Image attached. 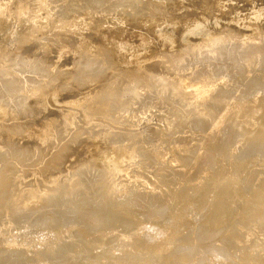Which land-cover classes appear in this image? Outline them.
I'll list each match as a JSON object with an SVG mask.
<instances>
[{"label": "rangeland", "instance_id": "374dc122", "mask_svg": "<svg viewBox=\"0 0 264 264\" xmlns=\"http://www.w3.org/2000/svg\"><path fill=\"white\" fill-rule=\"evenodd\" d=\"M7 1H8V3H7ZM30 1H34V2H30ZM5 2L7 4H9L8 5L9 7L7 6V4ZM17 2H20V3L17 4ZM35 2L36 3L38 2V3L36 4ZM0 3H1L0 5H2L0 7H4L6 5L7 7H5V8H8V9L10 8L9 10L8 9L6 10L5 8H0L3 10L5 9V12L10 11L9 12L10 14L7 13L10 16L13 13L12 11H14V10L16 11L17 9H20L23 12V10L26 9V11L23 12L24 14L21 13V11L17 10V13L20 12V13H18L20 15H17V13L15 14V11H14L13 14L17 15V16H14L12 14L13 17L7 16L4 11H3L4 13H2V11L0 12V18H2V19H0V22L3 21V26H1L2 23L0 24V37H1L0 38V40H1L0 41V47L3 50L0 48L1 49L0 51L4 52V53L0 52V85L9 83V85L13 84L14 87H16V88L18 87L17 89L22 91V99H24L23 105H25L27 108L26 114L22 110L19 111L17 105L20 103L17 99V94L7 93L6 89H3L2 91L0 90V92L2 93V94H0V112H1L0 114L2 115V113L5 112L2 116L0 115V117H1L0 118L1 119L0 120V126L3 127V128H0L1 129L0 130L1 135H3V136L0 135V223H1L0 224V254H1L0 255L1 262L0 263H2V262L4 263L5 261H7L9 264H15L16 261H17V263H20L21 259H23L25 264H51V262H52V264H62V261H63V264L64 263L65 264H79L83 260L84 261L89 260V262L93 261L94 264H96V263L104 264V262L107 260H106V258H105V261L102 259H104L103 256H104V254H106V251L110 250V248L116 250L115 247L117 246L116 252L118 254L122 253L121 255H123L124 253L125 254H127V252L129 253L128 254L129 256L126 257L124 254L122 257L125 256L124 257L125 260H127V258H128V260L130 259V262L131 261L136 262L137 260H135V259L139 258L140 259L139 261H141V263H142V260L144 258V260H146V261L144 262V260H143L142 264H147V263L150 264L149 261L152 262L151 264H157L156 262H158V260H159L158 264H160V263L161 264H168V263H165L164 260H166V258L169 259L172 252L176 251V254H179V252H180V254H182L181 251L186 252V250H188V247H186L188 244L189 245V251L191 250L189 252V254L191 253L192 258L189 255H188L189 257L185 256V258H187V260H191V261L193 260V258H195L196 260L194 259L192 262L188 261L187 264L189 262L192 264H197V263L200 264L199 263L200 260H203L204 262L206 260V263H204L203 261H200L201 263L203 262L202 264H217V263L221 264L222 262L223 263L225 262L224 264H229L230 263L229 260L232 259V257L234 258L233 259L234 261L230 260L232 262H238L237 258H236V257H238V259L240 260L239 263L243 262V264L244 263L245 264H247V263L248 264L249 263L250 264H252V263L253 264H264V249H263L264 248V240H263V244L262 243L260 244V242L262 241L261 239H264V237H263L264 231L263 230L261 231V229H259V228H264L263 223H262L263 220L261 222H259L258 224H255L256 222H253L254 225L251 222V226L253 225V227H251L247 224L248 226H245V227H247L248 229L245 227L243 228V229L247 230L246 232L243 231V229H242L243 232H241V234H243L244 232L245 233H244V236L242 235V237L240 236L241 238L239 237L241 240V243H239L240 241L236 240V239H238V237L233 239V241L230 240L231 238L229 236H227V237H229L230 239L227 238L228 239L227 240L226 237L224 239V237H223L224 233L222 231L224 230V228L227 225L229 220L227 219L226 215H223V218L225 220L221 218L222 222L220 223V225L224 224V223L226 225L219 226L218 231L217 230H216L217 232L215 231L216 234L214 233V231L213 232L212 231L206 232V235H208V237L205 235L204 236L205 238L203 239V237L201 238V236L198 235L196 230L198 229V226L206 223L205 221H208V219L210 217L208 214L209 212H207V209H202V210L200 209L201 207H205V205L201 206V204L197 203L198 201L196 202V200H195L196 198L191 199V201H193V202L190 201V204L191 203H194V204L189 205L191 207L189 208V206H188L187 210H183L181 212V215H179L178 218H175V220L171 219V220L166 221L167 217H165L162 213H161L162 215H160L159 214L160 212H158L157 213L158 215H156L155 212L153 213L154 209H150V212L145 213L149 210V209L146 210V208H145L144 209L145 210L144 211L145 217L147 218L146 215H148V218L144 221V223L142 225L140 223L139 224L136 223L137 226L135 225L136 227L133 228L132 225H134V224H131L132 222H130V221H129L130 223H128V220L126 218H125V222L122 221V220H124V218L120 219L122 222L120 220L118 221L120 215L119 216L115 215L117 213L120 214L119 212L121 210L118 207V208H116V211H113V212H117V213H113L111 211L114 215L111 214V212H109V210L104 209V211L106 210L105 211L106 216L107 215L109 216V214L111 216V217L107 216V218H108L107 220L109 221L110 220L109 218H111V221H112V222H109L108 224H110V225L112 224L111 226H113V228L116 227L115 230L112 231L113 228L112 229L110 228L111 230L107 229L106 227H109L110 225L106 226L105 224H107V223H104V225H102L103 223L99 222V220L103 221L104 218H105L104 221L105 222L107 221L105 214H103L104 211L102 210L103 208H105L107 206H105V204H103V201L101 198L102 193H100V191H101L100 185L105 182V183H107V185L105 183H104V185L108 186L110 181L113 182V180H115V181L117 179L119 180V178L121 177L120 172H124L125 169L127 172V169L130 166L134 167L135 162L133 163V161L135 159L138 160L137 157H135V156L139 155L142 152V149H144L143 151H145L149 148L154 149V148H156L154 146H156V144H158L160 142V140L162 142H160L159 144H163L164 139L165 140L167 139L166 140L167 142L165 141L166 143L164 142L163 146L157 145V147H159V149L156 148L157 151H155L156 149H154V151L157 152L156 156H158V159L160 158L159 160L157 159L156 161L159 162L160 165H161V163H163L164 168L169 167L168 164H166V163L170 162V157H168V154L165 155L163 152L160 154V151H162V149L167 147L165 145H167L168 143L169 144H176L177 143L180 146L182 145L183 149L186 148V146H187V148L191 149L192 152L194 153L193 156H196L198 154L196 156L197 157L196 160H198L196 166L197 165L199 166L200 165V159L203 155L202 153L206 152V151H203L204 148L201 147V141L206 140L205 143L208 144L211 141L213 134L215 133L214 136L216 135V131H214V130L216 129L217 133H218V131L221 128L222 129L224 128V125L226 126V128H228V127L230 128V129L228 128L229 133L231 130L233 131V132H231L232 135L235 133V130L239 129V128L241 130L245 131V135H244L245 137L244 136L239 137L240 144H238V146L236 147V149H238V150H236L235 148H232V151H238V153L235 152L236 154H239V153H241V151L246 150L243 148H247L252 140H253V142L258 143V144H261L263 142L262 141L263 136H259L258 139L257 138L251 139V137L253 135H255V133L256 134L261 133L260 130H261L262 126H264V121H260V120L254 119V118H252L251 120H249L250 118L249 119H247V118L246 119H238V117H237L238 115H233L230 113L231 107H232V105L230 104L231 103L230 99H226L224 101V103L220 102L221 106L218 107L216 111H214L211 108L214 107V105H216V103L215 102L212 103L213 100H210V99H212V97H216V95L218 93H221L223 91L226 94L228 93L229 96L231 95L230 98H234L233 96L236 97L237 95H240L241 92L243 90H245V88L247 87V86L245 87V84L248 85V83L250 84L252 81L260 80L261 77L264 75V72H263L264 68H262V67H264L263 62H262L263 65L262 64L260 65L261 60L264 61V59H261V57H262L261 55L260 56L259 55L254 56L253 61L251 62L250 66H248V70L245 71L243 68H240L241 65L236 64V67L234 68L236 62L232 59L226 58L225 57L226 55H224L225 53L223 54L224 55L223 56V55H220V53H218L216 50L211 52V53L209 51L214 50L216 47L219 48V45H218L219 43H221L222 41L225 42L226 39H229V41H230L229 44H231L232 47L234 46L236 49L237 48H239V49H245L246 48L247 50H250V51H253L255 49V50H258L259 54H264V0H161V1L160 0H49V1L48 0H0ZM19 5H21V7L23 6L24 8L21 9V7H18ZM47 5H48V7H47ZM25 6H26V8H25ZM49 12H51V13H49ZM48 14H50V15L54 14V15H51V16H53V18L50 15L48 16ZM52 19L56 20V21L58 20V21L56 23L54 22L52 24V22H53ZM4 21H5V23H4ZM59 21L61 23H59ZM62 21H63V24L65 21H66L65 24L68 22L70 24L68 23V24H66V26H63ZM59 24H61L62 26L60 27ZM9 26H11V27H9ZM33 26H35V27L33 28ZM36 26L39 27L40 31H39V29L36 28ZM40 26H41V28H40ZM191 26L196 27V29H197V30L195 29L196 32L194 30V27L191 28ZM58 27L63 28V29H61V31H60V29ZM91 27H93V28L91 29ZM198 27H199V29H198ZM35 28L39 32L36 31ZM183 28L185 30L186 29L187 30L184 32ZM97 30H99V31H97ZM94 31H96L97 34ZM199 31H200V33H199ZM33 32L38 33V36L36 34H34ZM61 33H65L66 35L65 34L62 35ZM30 34H32L33 36H31ZM163 34L165 37L163 36ZM193 34H195V35H193ZM35 35H36V37H35ZM39 35H41V36H39ZM158 35H160V36H158ZM180 35L181 36L185 35V36L181 37ZM30 37L33 38V39L31 38L34 41L33 43L31 42L32 41L31 39H30L31 41L30 40L27 41ZM38 37H40V39ZM166 37H167V39H166ZM206 37H207V39H206ZM34 38L37 39V41L34 40ZM72 38H73V40H72ZM94 38L96 40H92ZM90 40H91V42H90ZM97 40H99L100 42L98 41V43H97ZM42 41L44 42L43 45H42ZM49 41H51V42H49ZM59 41H61V42H59ZM79 41H80V43H79ZM94 41H96V44ZM25 42L27 44H25ZM53 42L55 44L54 46H56V47L52 46ZM75 42L78 43V45L75 44ZM18 43H20V44H18ZM39 43H41V44H39ZM31 44H32V46H31ZM50 44L52 46L51 48H50ZM229 44L228 43L226 45L220 44V47L225 45V47H222V48H225L227 50L232 49L231 45H229ZM59 45H61L63 47H59ZM26 46H28V47H26ZM227 46L228 47L230 46V47L228 48ZM21 47L23 48L24 52L22 51ZM24 47L26 49H24ZM36 47L38 49V52H36V50H37ZM57 47L59 50L57 49ZM69 47H70V50L69 49L67 50L66 48H69ZM33 48H34V50H33ZM52 48H53V51H52ZM63 48H64V50H63ZM78 48H80V49L77 50ZM144 48H145V50H144ZM189 49H193V51L190 52L191 50H189ZM31 50H32V52H31ZM51 51L54 53L56 52L55 53L56 55L54 53H52ZM67 51H68V53H67ZM73 51H76V52L74 53ZM199 52L202 54H205L204 55L205 59L201 56L197 57ZM71 53H72V55H71ZM74 54H75V56H74ZM179 56H181L180 59H179ZM71 57H72V60H71ZM176 58H178V59H176ZM198 58L199 59L201 58L200 59L201 61L202 60H205V61L200 62ZM194 60H197V61H194ZM69 62H71V63H69ZM178 63L180 66L178 65ZM191 63L194 65H191ZM181 64H183V65H181ZM186 64H189L190 66L186 65ZM183 66L184 67L188 66V67L183 70L182 69V68H184ZM260 66H262V67H260ZM237 67H238V69H237ZM258 67L261 69H259ZM238 70L241 71V73L244 72L242 74V76H241V74L238 73L239 74L238 76H240V77H238L236 75L237 74L236 71L238 72ZM254 70H256V71L254 72ZM258 70H260L261 72ZM33 71H34V73H32ZM233 71L235 72L234 74L231 73ZM229 72L231 73V75ZM257 72L258 73L260 72L259 73L260 75ZM262 73H263V75H262ZM244 74L246 75V77ZM252 78H254V79H252ZM103 79H104V81H103ZM242 79H248V80L252 79V81L246 80L248 82V83H246V81L243 80V82H244L243 86L245 87V88H243ZM142 81L144 83H142ZM148 82H150V83H148ZM240 82H241V84H240ZM141 83L144 84L143 86H145V85H146V87L148 86L147 87L148 89H144L145 87H143L141 85ZM155 83H159V85H161V87H164V89L167 90L172 96L169 95V93H168L169 97H167L168 95L166 94L167 96L165 97V99L161 98L157 101L155 99H153V97L151 98V96H150V98H148L149 97L148 95H145L144 97H142L143 94L148 93L146 90L156 89V87L154 85ZM239 84H240V86H242V88L239 86ZM202 85H203V87H202ZM237 85L239 86V88L237 87L239 89V91L237 88L235 90V87ZM42 86L43 87L45 86L47 88V90H45V91H47V93H40V92H42V89L40 88ZM200 88L203 89L204 92H206V93L200 94V95H202L201 97L194 99L193 98L194 96L192 97V95L194 93H196L198 91V89H200ZM31 89H34V91H38L37 94H34ZM206 89H208V90L206 91ZM240 90H242V91H240ZM234 91H236L239 94H236ZM242 93H244V91ZM134 95H137L138 97L137 96H135V97L139 98V99H136V98H134V99L137 101L139 100V101L138 102L136 101V103L134 102L135 104H134V106L132 105L133 107L130 105L132 108L130 107V110H128L127 109V107H129L128 104H131V102H132L131 99H132V97H134ZM149 95H151V94L149 93ZM188 95H190V96H188ZM164 96L165 95H163V97ZM174 96H177V98L176 97L174 98ZM181 96L183 99L185 98L183 100L185 102V105L187 102L191 103V105H194L191 108L196 110V112L199 108L204 107V106H202V105H204L202 102L205 101V103H207V104H205V106L208 105V103H209V105L207 106L208 110L210 108L211 111H213L212 113H215V116L213 117L214 118L213 124H214V122L217 124L212 125L213 126L212 127L211 123L207 122L210 125V126H208V125H206V123H204L206 121H203V120L207 119V116H208V114H210L211 111L210 112L207 111V115H206V113H205V115H204V113L203 114L200 113L201 115H199L198 113L195 112L194 116H189V117H188V115H183L182 113H179L181 110L179 108H182L184 106V105H182V102H183L182 99H180ZM255 96H257V94ZM106 97H109V98L115 97L118 100L116 103L113 104V107L111 109H108L107 112L110 115L108 113L106 114V112H103V114L104 113L105 114L101 115L102 108H101V104H99V102L102 98H106ZM172 97L174 99H177V100L174 101V99ZM258 97L259 96L253 97L254 98L253 100H252V98L249 100L250 103L252 104L251 100L254 101L256 99L253 102L254 107H252L253 109L255 108V111L260 109V108H258L260 106V104L257 103V102H259ZM143 98H145L144 101H142ZM146 98H148L149 100L153 99L151 102L152 103L151 106H150V101ZM166 98L167 99L169 98V100H167ZM140 99H141V101H140ZM170 99L172 100L173 105L177 101H179V99H180V101H182V102L179 101L181 105L177 104V103H179V102H177L176 105H174V106H176L178 108L174 107L172 105ZM192 99H194V100H192ZM197 99L199 101L196 102ZM147 100L149 103L147 102ZM191 100L194 102L192 103ZM145 101L147 102V104ZM165 101H167V103ZM255 102L257 103L258 106L256 105ZM169 103L172 105L171 107H173V109H175V112L172 110V108L170 109V107H167V106H169ZM197 104H199L198 107H197ZM200 104H202V105H200ZM224 104H226V105H224ZM188 105H190V104H188ZM188 105H186V106H188ZM195 105H196L197 109L195 108ZM249 105L250 104H248L247 107ZM44 106H45V108H44ZM168 108H169V110H168ZM176 109L177 110L179 109L178 112L176 111ZM126 110H128V113H126ZM170 110H171V112H170ZM192 112H191V114H192ZM116 113L119 114L120 117ZM172 113L173 114L175 113V115L178 114V116L176 117ZM52 114H55L56 116H53ZM66 114H67L68 119H69L68 120V126L63 124V122H62L63 118ZM180 114H182V115L180 116ZM107 115L110 116L111 118L108 117ZM231 115L233 117V121L238 120V122H236V123H238V124H236L237 128L232 123H230V121H228L229 120L228 118L231 117ZM8 116L10 117V119H12V117H13L15 120L13 119V120L9 121ZM104 116H107V118ZM183 116H185V118L188 117L190 119L191 118L194 119V121L192 120L193 121L192 123L195 122L196 117H197V119L201 118V120L196 119L195 124L192 125L190 119L187 118L188 121L190 122L188 125V122L185 121L187 119H185ZM199 116H202V117H199ZM204 116H206L205 119L203 118ZM178 117H181V120ZM193 117H195V118H193ZM61 118H62V120H60ZM109 118L111 120H107ZM114 118H115V120H113ZM165 118L166 119L168 118L169 123L173 122L174 125L176 123V126L172 127L173 124L172 123L169 124ZM4 119H6V120H4ZM16 120H17V122H16ZM158 120L159 121L165 120L164 122L165 123L167 122L168 124H164L163 121L159 122ZM177 120L181 121L180 122L181 124L178 123ZM183 120L185 122H183ZM1 121H3V123H1ZM8 121L10 124H8ZM226 121L229 122L230 124L229 123L227 124ZM255 121H256V123H255ZM33 122H35V123L38 122L35 124L36 127L34 126ZM51 122L53 124H51ZM198 122L200 125L196 124ZM147 123H149V124H147ZM155 123H156V125H155ZM184 123H185V126L187 123L186 127L183 126ZM37 124L39 126H41L40 130L37 131L38 134L36 133V130H35L36 128L39 129ZM162 124H164V125H162ZM190 124L192 125V127ZM201 124L206 125L205 127L204 126H202V127H204V129L207 127V129H205V130L202 129ZM231 124H232L233 128L231 127ZM153 125L155 126V129L153 128L154 127ZM160 125H162V126H160ZM165 125H169V126H165ZM194 125H196L195 129L193 128ZM121 126H122L123 130H121ZM158 126L160 128H158ZM163 126H164V128H162ZM189 126L191 127V130H192L191 132H193V129L196 130L199 126L200 127H199V129H197L196 133L193 132V134H192L190 132V128H187ZM4 127H5V130H4ZM148 127H150L149 130H148ZM165 127L166 128L172 127L173 129L171 128L169 130L168 128L166 129ZM174 127H175L176 131L174 130ZM152 128L154 129V131L156 129H158V131L160 130L161 131V132L159 131L160 134H162L165 130L164 135L163 134H162V136L160 134L156 135V137H159V135L161 136V138H158V139L156 138V142L160 139L159 142L156 143L154 140V141H149V142L144 144V143H142L136 139L137 133L142 134L143 132L144 133L153 132V131H150V130H152ZM211 128H213V129H211ZM226 128H224L225 129V130L223 129L224 132L222 131V133H221V134H223L222 139L224 141H227L228 136L231 135V133H230V135H229V133H227L228 131ZM43 129H44V131H43ZM177 129H180L181 132ZM6 130L8 131V135L10 136L11 139L9 138L8 135H6L4 133V132H7ZM33 130L35 131L36 136L39 135L38 136L39 138L36 137L34 133H32ZM147 130H148V132H145ZM167 130H169V131H167ZM211 130H213V131H211ZM40 131H41V135H40ZM158 131L156 130L155 133L156 134L159 133ZM186 131H188V132H186ZM205 131L206 132L210 131V132H207L208 134L205 136V133H206ZM9 132H10V134L11 133H14V134L10 135ZM174 132H176L175 136L173 134ZM189 132L192 135H190ZM211 132H212V135L210 134ZM166 133L169 134L170 137ZM224 133H226V134H224ZM29 134L34 136V137H31ZM42 134H43V136H42ZM194 134H195V136L197 135L198 137H196V138L193 137ZM249 134H253V135H249ZM5 135L8 137V139H7V137H5ZM50 135H52V136H50ZM124 135H125V137H124ZM11 136H14V137H11ZM128 136L132 137V138L134 137L135 141L131 142V140ZM185 136H186V138L187 137L188 138L186 139ZM189 136H192L193 138L189 137ZM178 137L179 138L182 137L180 139H184V140L186 139L185 142L189 146L184 142V140H180ZM200 137L202 138V140L200 139ZM205 137H206V139H205ZM33 138H36V139L38 138V140L33 139ZM41 139H43V140H41ZM119 139L120 140L122 139V141H119ZM174 139H179V140L176 141ZM192 139L194 141H192ZM207 139L209 141H207ZM248 139L249 140L251 139V141L249 142ZM8 140H10V142ZM32 140L34 142H32ZM116 140L119 141L120 143L117 142ZM259 140H260V142L261 141L262 142L261 143L258 142ZM175 141H176V143H175ZM178 141H182L183 143L180 142V144H179ZM190 141H192V143H190ZM24 142H26V145ZM28 142H31V144H29ZM247 142H249L248 145H247ZM253 142H251V143H253ZM135 143H136V145H135ZM241 143H244V144L242 145ZM129 144H131V145H129ZM183 144L186 146L184 147ZM239 145L243 146L242 150L239 148L240 147ZM29 146H30V148H29ZM31 147H32V149H31ZM200 147L202 148V150ZM80 148H82V149H80ZM160 148H162V149L160 150ZM158 150H160L159 154H158ZM204 150H206V149H204ZM180 151L183 152V150H180ZM198 151L201 154H199ZM80 152L82 155H80ZM154 153L152 155H154ZM177 153L178 152H176V154ZM235 153L233 155L236 156ZM149 154H151V152H149ZM205 154H204V156H205ZM256 155H259V154H256ZM121 156L123 157V160L125 159V161H122L120 159V158H122ZM115 157H116V159H115ZM129 157L134 158V159H132L133 161L130 162V165H127V164H129L128 163V161L130 159ZM259 157L260 158H259L258 162L254 165V167H255V170L262 172L261 175L259 174L261 176V178H258L257 180H263V178H264V156L259 155ZM110 159H111V161H110ZM167 159H168V162H167ZM160 160L163 162L160 163ZM112 161H113V163L116 162L117 166H115L113 164V167H112L111 166ZM120 161H122L123 163H121ZM131 163H133V165H131ZM174 166H175V169H178V166H180V164L174 165ZM174 166H173V168H174ZM124 167H126V168H124ZM180 168L182 170L184 169L181 166L179 167V169ZM187 168L189 169V167H187ZM132 169H134V168H132ZM181 169H180V171H182ZM110 170L112 171V175H114V176H115V174H117L119 172L118 175H116L117 177L110 175L111 174ZM255 170H253L252 172H254ZM50 171L52 174L50 173ZM106 171H107V173H106ZM116 171H117V173H116ZM140 174L138 172H132V173L129 172V175H130L129 180H131L128 182L129 185H130V182L131 183L135 182L134 185L140 184L138 186L141 187V185H142L141 181L140 182L137 181V183H136V180H143V175H142V173H140ZM44 175L45 176L49 175V176L47 178H44L45 177ZM106 175H108L109 177ZM192 175H193V173H191L189 176H192ZM100 176L103 177V179ZM110 176L114 177L115 179L112 180V177H110ZM105 177H106V179H105ZM99 178L102 180H99ZM53 180H54V182H52ZM106 180H108L109 183ZM95 183L97 185L93 186ZM121 183L123 184V182H119L118 185H121ZM88 184H89V186L91 184L93 187H95L97 189V191H96L94 188L91 193H93L94 195L96 193V195L98 197L94 196L92 194H89L91 197L89 195L88 196L91 199L89 197L87 198V196H86V197H84V199H82L83 197L80 198V203H79V199H78V201L75 200L76 203H74V201H72V203H71L69 200H71L73 197H75L76 192L83 190L85 188V186H88ZM124 184H125V182H124ZM126 184H127V182H126ZM73 186H74V188H73ZM98 186H100V187H98ZM93 187H91V188H93ZM98 189L100 190L99 192H98ZM104 189H107V187H105ZM167 189H169V187L167 188L166 186H164L161 190H159L160 193L156 189H155V192L153 191L154 193L152 192L153 194L146 193L145 196L143 197V207L144 206H150L151 202L152 201L154 202L156 200V198H158V196H160V195L162 197L164 196V198H166L167 194H168V192L166 191ZM119 190H121V188H119ZM15 191H19V195L15 198H12V193ZM30 191H31V194L29 193ZM93 191H95V193ZM32 192H34V193L32 194ZM146 192H151V191H146ZM162 192H163V194H161ZM218 193L219 192L215 193V195L218 196ZM42 196H44V197L42 198ZM93 196L96 197L97 199L94 198ZM29 197H30V199H29ZM38 197L41 199V201H39L40 199ZM85 198H87V199L85 200ZM88 199H90V201ZM94 199L96 200V202L94 201ZM194 200H195V202H194ZM66 201H68L70 203V205L67 204L68 202H66ZM81 201H82V204H81ZM83 201H84V203H83ZM85 201L87 203H85ZM93 201H94V203H93ZM60 202H62V203L60 204ZM63 202H64V204H63ZM89 202L91 204L90 206L88 205ZM22 203H23V205H22ZM50 203H51V205H50ZM96 203L98 205L97 207L95 206ZM101 203L103 204V208H101L102 207ZM43 204H47V205H43ZM55 204H57V205H55ZM62 204L63 205L66 204L65 206H67V208L65 206H63ZM72 204H76V205H73L74 206L73 207ZM85 204H87V205L85 206ZM93 204H94L95 208H94ZM41 205H43V206H41ZM54 205L56 207H54ZM68 205L70 207H68ZM82 205H84V206H82ZM48 206L49 207L53 206L52 207L53 209L49 208ZM78 206L80 208L82 206V208L80 209ZM33 207L36 209L34 210ZM43 207H44V209L46 208L45 209L46 212L50 211L51 213L47 214L45 211H43L44 210ZM61 207H65L66 210L70 209V211H67V213H65V214H70L72 217L70 215L63 214L64 212H66V210L64 208L62 209ZM71 207H73L72 209L75 210L74 212H71L72 211ZM83 207L85 208V210H89V211H85ZM89 207H90V209H89ZM37 208L39 209L38 211L41 212V214L39 212H37ZM93 208H94V210L98 209L99 211L98 210L94 211ZM21 209L24 210L25 213H27L29 211L28 213L30 214L29 215L31 217L30 219H32V221L34 220L35 222L33 221V223H30L31 220L27 219L28 213H27V216L25 215V213H22V214L20 213L17 215L18 218H20V219H21L20 215H22V218L25 221H21L22 219L21 220L18 219L17 216L15 215V212H17ZM31 209H33V211H31ZM41 209H43V210H41ZM55 210H57V212H55ZM82 210L85 211V213H83ZM117 210H119V211H117ZM151 210H152V212H151ZM239 210L242 212L247 211L246 208H242ZM77 211L79 213L81 211L82 212L81 215L82 216L84 215V217H81V215H79V214H78L79 216L77 214H75V212H77ZM91 211L92 212L94 211V212L92 213ZM42 212H45V213L42 214ZM68 212H71V213H68ZM90 212H91V215L93 217L89 214ZM95 212L97 213V215L99 214L97 217H99L101 215L102 217L100 216V218H102V219L98 220V218L95 217L96 216ZM100 212L102 214H100ZM53 213H54V215H53ZM72 213H74V215ZM142 213H143V211H142ZM152 213L155 214V215H153V217H152ZM31 214L33 217L31 216ZM33 214H35L37 216V219L40 220L39 221L40 223L38 222V220L36 218H34L35 215H33ZM44 214H47L48 216L44 215ZM49 214L51 216L53 215L54 218H53V216L51 218V216ZM85 214L88 216H86ZM238 214L241 215V212H238ZM40 215H44V216L41 217ZM56 215H57V217H56ZM60 215H64V217H62ZM140 215H142V214L140 213ZM159 215L164 217L162 219L163 221L160 219ZM13 216L16 219V221L14 220V218H13V220L11 219ZM39 216L41 217V219ZM74 216H75L76 222H75ZM76 216H78V217H76ZM116 216L118 217V219ZM154 216H155V218H157L159 223L161 221L160 224H161V226L163 225L162 227L160 226L159 223H157V220H156V222L153 221V223H152ZM145 217H144V219H145ZM42 218H45L46 220L45 219L42 220ZM49 218H51L54 221L52 222V220ZM55 218H56V220H57V218L60 219L59 222L55 221ZM64 218H66V220H67V218L69 220H71L70 218H73V220H71L72 222L67 220L68 221V224H67L66 223L67 221ZM81 218H83V219H81ZM92 218H94V219H92ZM120 218H122V216ZM158 218L160 219V221ZM17 219L20 220L21 222L18 221ZM47 219L49 220V222L47 221ZM61 219L63 221H61ZM87 219L90 220L91 222L90 221L88 222ZM95 219H96V221H94ZM114 219H117L116 222H118L117 224H116V222H114L115 226L113 225ZM144 219H142V220H144ZM164 219H166V220L164 221ZM28 220L30 222L27 223L26 221H28ZM147 220H149L148 221L149 223H151V224L157 223V225L159 224V226H157L156 224L155 225H151V224L149 225V223L146 222ZM226 220H228V221L224 222ZM42 221H44V222H42ZM45 221H47V223ZM73 221L75 224L73 223ZM86 221L88 223H85V225H84V222H86ZM92 221L95 223L93 224ZM126 221L128 224H130V228L128 227L129 225L127 226ZM41 222H42V224L44 223L45 226L41 225ZM97 222L99 223V227H100L97 229L98 231L96 230V228L98 226V224L96 226ZM140 222H141V220H140ZM163 222H165V223L163 224ZM22 223H24V224H22ZM58 223H63L64 225L60 226V228L57 231H60V229H61L60 232H62V228H64L65 230L63 229L64 232H62L61 234H60V232L58 233L56 231V233H57L56 235L61 236V237L56 236L57 239L59 238V239L63 240L65 238V236L70 233L69 234L70 236L68 235L70 238H73L75 236H77V237L79 236V240H81L79 242H82L85 245V242H86L85 240H87L89 238V240L87 242L89 244H91V242H92L94 244L93 246L96 248V250H97V247H96L97 245H98V249L102 245L103 246V247L101 246L102 251L100 249L97 251H94L95 248L92 246V244L88 245L89 246V248H88L87 242L85 245V246H87L86 247L87 251H86V248L84 247V245H82V243H79L78 238L76 237L75 238V239H77L76 241H75V239H74V241H73V239L71 241V239H69V238H67L69 240V241L68 240L67 241L72 242V243L76 242L77 244H75V243H73V244L76 246H79L80 249L78 247L74 246L75 249L77 248V250H74L73 245L71 247V243L68 244L65 242L64 244H62L64 246H62L63 247L62 249L60 248L61 250L60 249L56 250L57 253L59 251V254H57L56 252L54 253L53 251L52 252L49 251L47 253L41 252V251H46V248L48 249L50 246L52 248L53 247L55 248V247H57V244H59L61 242V240H57L55 238V232H54L55 231L54 229L57 228L56 226ZM65 223L67 225H65ZM123 223H126V225ZM145 223H147V224H145ZM208 223H209V221H208ZM4 224H5V226H4ZM26 224L29 226H27ZM31 224H32V227L30 226ZM46 224H47V226L48 225L50 226V224H51L50 229H52V228H54V229L50 230L48 228L49 226L47 227ZM80 224L84 225V227H83L84 229H82V226ZM86 224L87 225L92 224V227H94V228H92L91 225H90V227L92 229L90 227L88 228ZM100 224L102 225V227L100 226ZM40 225L44 229H42L40 227ZM77 225H80V226H77ZM121 225L123 226V228H120V227H122ZM146 225L147 226L149 225V226L147 227ZM74 226L76 227V229L74 228ZM104 226H106V227H104ZM143 226H144V228H143ZM12 227H13V231H12ZM86 227L90 230H87ZM151 227H153L154 230L157 227V230H155L156 232L154 234V237H153V229ZM158 227H160V229L163 228L162 230H165L163 232L167 233V235L170 233L171 234L167 236L164 233L162 234L161 232H157V231H160V229ZM195 227H197V229ZM6 228H7V230H6ZM104 228H106L107 230ZM124 228H126V229H124ZM127 228L131 229V231H133V229H135L136 231L134 230L133 232L134 233L136 232L135 234H137V235H134L133 232H131V234H130V232H129L130 230ZM139 228H141V230ZM145 228H148L149 232ZM220 228H222V229L220 230ZM4 229L7 232H5ZM29 229H31V230H29ZM102 229H104V230H102ZM117 229H121V230H117ZM192 229L194 230V232H192L193 231ZM27 230L29 231V233ZM72 230L74 231L73 233H76V234H73ZM76 230H78V231H76ZM92 230H95V232L93 233ZM122 230L127 231L128 233H124ZM167 230H169V231H167ZM190 230L192 232L191 235H190ZM3 231H4V233H3ZM86 231H88L89 233H86ZM90 231H92V235H91ZM118 231H119V233H118ZM121 231H122L123 235L120 233ZM140 231H142V232H140ZM206 231H208V230H206ZM219 231H221L222 234ZM1 232L3 235H1ZM30 232H32V233H30ZM79 232L81 234H79ZM113 232H115V234ZM143 232L144 233L146 232V234L144 235ZM211 232H212V235L213 234H215V235L212 236ZM7 233L8 234L10 233L11 235L9 236ZM63 233H66V235H64ZM116 233L120 234V235H117ZM132 233L134 236L132 235ZM149 233L152 236H150ZM176 233H181V235L185 234V235H187L185 237L188 238L187 239L188 241L190 240L192 242V240H193V242H196V244L199 243L201 248L203 247L202 251H204V253L200 252L201 251L200 248H199V252H198V247H200L198 245H197V251H196L194 249L196 247L195 243L192 242V244H191L190 241L188 243L187 240L186 241L184 240L183 243H180L181 245L179 244L180 245L178 247L179 249L176 250L177 249L176 246H178V244L175 247H174V245L172 246L173 238L175 239L174 236ZM6 234H7V236H6ZM84 234H86V235H84ZM94 234H95V236H94ZM124 234H126V235L124 236ZM147 234H149V235H147ZM157 234H159V235L157 236ZM20 235H22V236H20ZM87 235L88 236L90 235V236L88 237ZM110 235H112V237ZM115 235H116V237H115ZM127 235H129V237ZM160 235L163 236V237L161 236L162 240L165 239V241H162L161 238H159ZM164 235H166V236H164ZM189 235L192 237H190ZM52 236H54V237H52ZM85 236H87V238ZM92 236H94V239H92L93 238ZM118 236H120L119 237L120 240H119ZM148 236H149V238H148ZM177 236L179 237L180 234L176 235V237ZM198 236L201 239V244H200V240H198ZM7 237H9V239ZM80 237H82V239H80ZM125 237L126 238L128 237L129 242H128V239H125ZM145 237H146V239H145ZM151 237L154 238L155 240L152 239ZM206 237H207V239H206ZM220 237H222L225 240V242ZM50 238H51V240L54 238V240L55 241L57 240V241L54 242V244H53V242H51V240H49ZM101 238H105V239H103V242H102ZM22 239H23V241H22ZM96 239H99V240H96ZM123 239H125V240H123ZM138 239H139V243L141 242L140 244H142L140 246L135 244L136 241L138 243ZM166 239L168 240L169 243H166V241H167ZM54 240H52V241H54ZM112 240L113 241L115 240L116 242L121 241L122 243L117 242L118 243V245H117V243H115V241L111 242ZM143 240L147 244H145ZM151 240L152 241L154 240V241L151 242ZM203 240H204V242H203ZM4 241H5V243H4ZM24 241H25V243H24ZM41 241L44 245L41 243ZM157 241H158V243H160L162 241L163 242V243L161 242L162 245L161 244L159 245L158 243H156ZM226 241H229L230 243H232L234 241L236 243L238 242V244H240V248L243 246L242 249L243 248H247V249H243L244 252H242V250H241V253H240V250L238 248L239 245L232 243L233 246H235V248L232 247V248H234V249H230L232 254L229 253V255H228V253L226 251H225L226 253L223 251V250H225V248L227 246L226 244H228ZM9 242H11V243H9ZM50 242H51V244H50ZM125 242H126L125 245H127L128 243H130V244L132 243L131 246H133L134 248L131 247L130 244H128L129 246L127 245V247L125 246V248L121 249V247H123ZM170 242H172V243H170ZM184 242H185V244H184ZM78 243L81 244L84 249H82L81 246L78 245ZM164 243H165V246H163ZM67 244H68V247H67ZM143 244H144V247L146 245L147 246L145 248L144 247L141 248L143 246ZM157 244L160 247L157 246ZM168 244H169V246H168ZM190 244H191V246H190ZM207 244L209 246L211 245V248L208 247ZM217 244L221 245L222 247L221 246H220L221 248L216 247ZM37 245H38V248H37ZM65 245H66V251L67 252H65V248H64ZM108 245L110 246V248ZM111 245H113L114 248L111 247ZM202 245H204V246H202ZM212 245L215 248H218L220 250L222 248H224V249L221 250V253H220V250L218 252V249H216L217 250V252H216L217 254H216L215 248H214L215 251L212 250V248H213ZM251 245L254 248L257 247V249H253V247ZM261 245H263V246H261ZM44 246H45V250H43ZM69 246H70V248H69ZM118 246L121 250H123L124 253L118 248ZM135 246L137 248H139L140 251H138L137 248H135ZM148 246L152 249H150ZM152 246L156 247L157 250H158V247L160 249L162 247H164V248L166 247V249L168 247H170V248L172 247V248H171V250L169 249V251H168V249L167 250L164 249V253L162 252L163 251V248H162L161 249L162 251L160 250V253L161 252L162 253L160 254L159 251H157ZM183 246H185V247H183ZM1 247L3 248V250ZM92 247L94 248V250H92L93 249ZM104 247H106V248H104ZM128 247H130L131 249L130 248L128 249ZM173 247L176 249H173ZM205 247H208L206 249L210 250V252L212 254L209 251L207 252ZM250 247L252 248L253 251L250 252L251 255H248L249 251H251ZM183 248H184V250H183ZM67 249H70V250H67ZM141 249H142V252H144L143 250H145V249H148V250L150 249L152 251L149 250V253L152 252V254H154V255L157 254L159 256L161 255L162 257L160 256L161 258H158V260H156L154 255L152 258V256H151L152 254L149 255V253L146 251L145 252L148 253V256H146L147 254L144 255L145 252L141 253ZM172 249L174 251H172ZM192 249H194L195 251H193ZM235 249L238 250V252H239V255H236V257L233 255V254L238 253ZM71 250L72 251L74 250L73 253H71L72 252ZM88 250H89V252H88ZM130 250H135L134 251L135 253L133 251L129 252ZM154 250H155V252H153ZM165 250H166V252H165ZM230 250H229V252H230ZM232 250L233 251L235 250V252H232ZM254 250H255V252H254ZM25 251L28 253H26ZM78 251H79V253H78ZM83 251H85L86 253L88 252V254H86L87 255L86 258H85V254H83L85 252H83ZM119 251H121V253H119ZM137 251L140 252V254H142L145 257H143L141 259L140 256H142V255L138 254ZM170 251H172L171 254H168V253H170ZM245 251L247 253L246 255H248V256L245 255ZM18 252H20L22 254L24 253V255H22ZM102 252H104V254ZM112 252H115V251L113 250ZM132 252H133V254H132ZM193 252H196V253L193 254ZM16 253H18V254H16ZM60 253H61V255H60ZM64 253H66L67 255ZM100 253H102L103 256ZM130 253L132 256L133 255L136 256L137 254L139 256L137 255L138 256L137 258H135V256L133 258L130 255ZM214 253H215V255L213 256ZM242 253H244V256H245L244 259H243V257H241V255L243 256ZM55 254H57V255H55ZM74 254H76V255H74ZM78 254H79V256L81 255L82 257L81 256L78 257ZM209 254H211L212 256ZM224 254L228 255L226 257L230 256L231 258L230 257H229L230 259L224 258ZM54 255L56 256L55 258H54ZM97 255L98 256L100 255L102 257L99 256V258H100L99 259ZM115 255H117V254L115 253ZM157 255H156V257H157ZM201 255H202V257L205 255L206 258L204 257V258L200 259L199 256L201 257ZM207 255H208L209 259H207ZM15 256H17L16 257L17 259L20 257L21 258L16 260ZM22 256H24V258H22ZM59 256H61V259ZM69 256H70V258L77 256L78 258H81V260H80V262L79 261L74 262L75 259L78 260V258L76 257L74 259L71 258V260H73V261L69 262L70 261V258L68 260ZM251 256L254 258H251ZM2 257H6V258L3 259ZM87 257L89 259H87ZM94 257H96V259ZM147 257H149L150 260H147ZM239 257L242 259H240ZM9 258H12L13 261L11 259L9 260ZM46 258L49 260H47ZM57 258H59L61 261L57 260ZM82 258H83V260H82ZM90 258H93L95 261L93 259L91 260ZM97 258L99 259L98 261H96ZM14 259L16 260L15 262H14ZM151 259H153V260L155 259V260L152 261ZM219 259L221 262L219 261ZM247 259H249L250 261L249 260L246 261ZM8 260L10 262L11 261L12 262L10 263ZM64 260H65V262H64ZM207 260L210 263H208ZM251 260H252V262H251ZM196 261H197V263H196ZM7 262L4 264H8ZM89 262L87 261V263H89ZM232 262L230 264H232ZM21 263L24 264L23 261ZM84 263L86 264V262H84ZM106 263L108 264L110 262L107 261Z\"/></svg>", "mask_w": 264, "mask_h": 264}, {"label": "bare ground", "instance_id": "6f19581e", "mask_svg": "<svg viewBox=\"0 0 264 264\" xmlns=\"http://www.w3.org/2000/svg\"><path fill=\"white\" fill-rule=\"evenodd\" d=\"M49 1V0H48ZM161 1V0H160ZM15 2V1H14ZM30 2H34V1H30ZM169 2V1H168ZM2 3V2H1ZM0 3V4H1ZM6 3V2H5ZM7 3H8V1H7ZM6 3V4H7ZM18 3H20V2H17V4ZM36 3V2H35ZM38 3V2H37ZM36 3V4H37ZM43 3V2H42ZM200 3V2H199ZM24 4V3H23ZM49 4V3H48ZM5 5V4H4ZM9 4H7V6H8ZM43 5V4H42ZM41 5V6H42ZM50 5V4H49ZM0 6H2V5H0ZM6 5L4 6V7H0V8H5V7H7ZM29 6V5H28ZM44 6V5H43ZM9 7V6H8ZM18 7H21V5H19ZM47 7H48V5H47ZM89 7V6H88ZM200 7V6H199ZM22 8H24L23 6L21 7V9ZM25 8H26V6H25ZM143 8V7H142ZM6 10L8 9V8H5ZM5 9L3 10V9H0V12L2 11V13H4L5 12ZM10 9V8H9ZM8 9V10H9ZM17 9V8H16ZM18 11H21V13H23V12H25L26 11V9H24L23 10V12H22V10H20V9H17ZM17 10L15 11V14L17 13ZM80 10V9H79ZM4 11V12H3ZM14 11H12L13 13H14ZM168 11V10H167ZM10 12V11H9ZM8 11L7 12H5L6 13V15L7 16H10V15H8L7 13H9ZM12 13V14H13ZM18 13H20V12H18ZM17 13V15H20V14H18ZM49 13H51V12H49ZM10 14V13H9ZM12 14H11V16L10 17H13L12 16ZM24 14V13H23ZM161 14V13H160ZM3 15V14H2ZM5 15V14H4ZM5 15V16H6ZM14 15V14H13ZM17 15H14V16H17ZM50 14H48V16H49ZM51 15H54V14H51ZM50 15V16H51ZM4 16V17H5ZM52 18H53V16H51ZM6 18V17H5ZM170 18V17H169ZM0 19H2V18H0ZM7 19V18H6ZM133 19V18H132ZM51 20V19H50ZM71 20V19H70ZM69 20V21H70ZM9 21V20H8ZM14 21V20H13ZM52 24L55 22H57L56 20H53L52 19ZM50 22V21H49ZM66 22V21H65ZM65 22H64V24H65ZM2 23V24H1ZM4 23H5V21H4ZM32 23V22H31ZM59 23H61L60 21H59ZM69 23V22H68ZM68 23H66V24H68ZM82 23V22H81ZM0 24H1V26H3V21H1L0 22ZM63 24V21H62V25L63 26H66V24L64 25ZM70 24V23H69ZM167 24V23H166ZM51 25V24H50ZM61 24H59V26L61 27L62 26ZM185 25V24H184ZM191 25V24H190ZM12 26V25H11ZM11 26H9V27H11ZM48 26V25H47ZM69 26V25H68ZM96 26V25H95ZM110 26V25H109ZM142 26V25H141ZM8 27V28H9ZM35 26H33V28H34ZM49 27V26H48ZM54 27V26H53ZM57 27V26H56ZM55 27V28H56ZM183 27V26H182ZM194 27V26H193ZM192 26H191V28H193ZM36 28L37 29H39V27H37L36 26ZM35 28V29H36ZM40 28H41V26H40ZM59 28V27H58ZM93 27H91V29H92ZM158 28V27H157ZM5 29V28H4ZM36 29V31H38ZM53 29V28H52ZM60 29V31H61V29H63V28H59ZM113 29V28H112ZM184 29V28H183ZM196 29V27H194V30ZM198 29H199V27H198ZM3 30V29H2ZM175 30V29H174ZM187 30V29H186ZM185 29H184V32L186 31ZM193 30V31H194ZM197 30V29H196ZM196 30H195V32H196ZM39 31H40V29H39ZM38 31V32H39ZM42 31V30H41ZM97 31H99V30H97ZM115 31V30H114ZM57 32V31H56ZM64 32V31H63ZM67 32V31H66ZM74 32V31H73ZM94 32H96V31H94ZM168 32V31H167ZM202 32V31H201ZM34 34H36L37 36H38V33H36V32H33ZM160 33V32H159ZM180 33V32H179ZM190 33V32H189ZM193 33V32H192ZM199 33H200V31H199ZM40 34V33H39ZM43 34V33H42ZM62 35L63 34H65V33H61ZM68 34V33H67ZM70 34V33H69ZM96 34H97V32H96ZM162 34V33H161ZM197 34V33H196ZM209 34V33H208ZM31 36H33L32 34H30ZM36 35H35V37H36ZM66 35V34H65ZM193 35H195V34H193ZM8 36V35H7ZM24 36V35H23ZM29 36V35H28ZM39 36H41V35H39ZM57 36V35H56ZM94 36V35H93ZM98 36V35H97ZM158 36H160V35H158ZM157 36V37H158ZM163 36H164V34H163ZM181 36V35H180ZM185 36V35H184ZM183 35L181 36V37H184ZM187 36V35H186ZM189 36V35H188ZM55 37V36H54ZM60 37V36H59ZM65 37V36H64ZM96 37V36H95ZM162 37V36H161ZM165 37V36H164ZM209 37V36H208ZM1 38V37H0ZM11 38V37H10ZM32 37H30L27 41H29L30 39H31ZM39 39H40V37H38ZM57 38V37H56ZM205 38V37H204ZM203 38V39H204ZM33 39V38H32ZM31 39V40H32ZM54 39V38H53ZM68 39V38H67ZM71 39V38H70ZM166 39H167V37H166ZM206 39H207V37H206ZM3 40V39H2ZM30 40V41H31ZM34 40H36L37 41V39H35L34 38ZM72 40H73V38H72ZM92 40H96L95 38L94 39H92ZM1 41V40H0ZM18 41V40H17ZM39 41V40H38ZM98 41L99 40H97V43H98ZM199 41V40H198ZM220 41V40H219ZM9 42V41H8ZM15 42V41H14ZM32 43L34 42L33 40L31 41ZM30 42V43H31ZM49 42H51V41H49ZM59 42H61V41H59ZM58 42V43H59ZM74 42V41H73ZM83 42V41H82ZM90 42H91V40H90ZM95 42V44H96V41H94ZM100 42V41H99ZM170 42V41H169ZM229 39H226L225 40V42H221V43H219L218 45H219V48L218 47H216L214 50H211V51H209L210 53L211 52H213V51H217L218 53H220V55H223L224 53V55H226L225 57L226 58H228V59H232V60H234L236 63H235V66H234V68L236 67V64L237 65H241V67L240 68H243L245 71H247L248 70V66H250V64H251V62L253 61V58H254V56H262L261 57V59H264L263 57V55L264 54H259L258 53V50H253V51H250V50H247L246 48L245 49H239V48H235L234 46L232 47V45L231 44H229ZM16 43V42H15ZM23 43V42H22ZM79 43H80V41H79ZM229 44V45H231V47H232V49H225V48H222V47H225V45L226 44ZM18 44H20V43H18ZM24 44V43H23ZM25 44H27L26 42H25ZM39 44H41V43H39ZM38 44V45H39ZM44 44V42L42 41V45ZM75 44H77L78 45V43H76L75 42ZM120 44V43H119ZM220 44H225L224 46H222V47H220ZM37 45V46H38ZM48 45V44H47ZM55 44H54V42H53V47H56V46H54ZM68 45V44H67ZM76 45V46H77ZM80 45V44H79ZM31 46H32V44H31ZM40 46V45H39ZM51 46V44H50V48L52 47ZM75 46V45H74ZM26 47H28V46H26ZM48 47V46H47ZM59 47H63V46H61V45H59ZM67 47V46H66ZM91 47V46H90ZM228 47V46H227ZM230 47V46H229ZM228 47V48H229ZM258 47V46H257ZM1 48V47H0ZM5 48V47H4ZM16 48V47H15ZM89 48V47H88ZM87 48V49H88ZM183 48V47H182ZM201 48V47H200ZM2 49V48H1ZM0 49V50H1ZM6 49V48H5ZM21 49H22V51L24 52V50H23V48L21 47ZM24 49H26L25 47H24ZM36 49H37V47H36ZM49 49V48H48ZM57 49H58V47H57ZM67 50L69 49L70 50V47L69 48H66ZM80 48H78L77 50H79ZM208 49V48H207ZM222 49V50H221ZM236 49V50H235ZM3 50V49H2ZM11 50V49H10ZM15 50V49H14ZM33 50H34V48H33ZM47 50V49H46ZM45 50V51H46ZM59 50V49H58ZM63 50H64V48H63ZM62 50V51H63ZM86 50V49H85ZM84 50V51H85ZM144 50H145V48H144ZM188 50V49H187ZM189 50H191L190 52H192L193 51V49H189ZM50 51V50H49ZM52 51H53V48H52ZM51 51V52H52ZM0 52H2V53H4L3 51H0ZM31 52H32V50H31ZM36 52H38V49L36 50ZM35 52V53H36ZM43 52V51H42ZM61 52V51H60ZM70 52V51H69ZM74 53L76 52V51H73ZM79 52V51H78ZM52 53H54V52H52ZM51 53V54H52ZM56 53V52H55ZM54 53V54H55ZM64 53V52H63ZM62 53V54H63ZM67 53H68V51H67ZM31 54V53H30ZM56 55V54H55ZM58 55V54H57ZM71 55H72V53H71ZM70 55V56H71ZM179 55V54H178ZM205 54H202V53H198V55H197V57H203L204 59H205V56H204ZM223 55V56H224ZM3 56V55H2ZM74 56H75V54H74ZM171 56V55H170ZM63 57V56H62ZM61 57V58H62ZM73 57V56H72ZM72 57H71V60H72ZM169 57V56H168ZM180 57L181 56H179V59H180ZM57 58V57H56ZM202 58V59H203ZM176 59H178V58H176ZM195 59V58H194ZM199 59V58H198ZM197 59V60H198ZM201 59V58H200ZM199 59V61L200 62H202V61H205V60H200ZM67 60V59H66ZM197 60H194V61H197ZM70 61V60H69ZM193 61V62H194ZM68 62V61H67ZM262 62H263V64H264V61L263 60H261V62H260V65L262 64ZM69 63H71V62H69ZM262 64V65H263ZM76 65V64H75ZM138 65V64H137ZM178 65H179V63H178ZM181 65H183V64H181ZM186 65H189V64H186ZM191 65H194V64H192L191 63ZM256 65V64H255ZM148 66V65H147ZM180 66V65H179ZM190 66V65H189ZM264 66V65H263ZM25 67V66H24ZM177 67V66H176ZM184 67V66H183ZM188 67V66H187ZM186 66L184 67V68H182L183 70L185 69V68H187ZM255 67V66H254ZM260 67H262V66H260ZM72 68V67H71ZM179 68V67H178ZM259 68V67H258ZM262 68H264V67H262ZM149 69V68H148ZM151 69V68H150ZM237 69H238V67H237ZM242 69V70H243ZM259 69H261V68H259ZM236 70V69H235ZM241 70V69H240ZM257 70V69H256ZM256 70H254V72L256 71ZM52 71V70H51ZM258 71H260V70H258ZM263 71V70H262ZM261 72V71H260ZM259 72V73H260ZM264 72V71H263ZM32 73H34V71L32 72ZM163 73V72H162ZM230 73V72H229ZM232 74H234L235 72L233 71V72H231ZM231 73H230V75H231ZM236 75L238 76L239 74H241V76H242V74L244 73H241V71H239L238 70V72L236 71ZM239 73V74H238ZM258 73V72H257ZM258 73V74H259ZM256 74V73H255ZM235 75V76H236ZM245 75V74H244ZM248 75V74H247ZM260 75V74H259ZM258 75V76H259ZM262 75H263V73H262ZM257 76V75H256ZM23 77V76H22ZM78 77V76H77ZM109 77V76H108ZM238 77H240V76H238ZM245 77H246V75H245ZM261 77V76H260ZM45 79V78H44ZM108 79V78H107ZM241 79V78H240ZM239 79V80H240ZM252 79H254V78H252ZM252 79H249V80H251L252 81ZM258 79V78H257ZM153 80V79H152ZM224 80V79H223ZM238 80V81H239ZM243 80L244 81H246V80H248V79H242V86L244 85V82H243ZM248 80V81H249ZM103 81H104V79H103ZM222 81V80H221ZM26 83V82H25ZM142 83H144L143 81H142ZM141 83V85L143 86L144 84H142ZM148 83H150V82H148ZM153 83V82H152ZM222 83V82H221ZM246 83H248L247 81H246ZM52 84V83H51ZM220 84V83H219ZM240 84H241V82H240ZM240 84H239V86H240ZM155 85V87H156V89H154V90H146L148 93L147 94H143L142 95V97H144L145 95H148L149 97L148 98H150V96H151V98L153 97V99H155L156 101L157 100H159V99H161V98H164L165 99V97L168 95V91L167 90H165L164 89V87H161V85H159V83H155L154 84ZM207 85V84H206ZM212 85V84H211ZM96 86V85H95ZM239 86L237 85L236 87H235V90H236V88L238 87L239 88ZM242 86H240L241 88H242ZM247 86V87H246ZM25 87V86H24ZM91 87V86H90ZM141 87V86H140ZM143 87H145L144 89H148L147 87H146V85L145 86H143ZM152 87V86H151ZM200 87V86H199ZM202 87H203V85H202ZM246 87V88H245ZM245 87L243 86V88H245V90H243L244 91V93H242L243 91L242 90H240V91H242L241 92V94L240 95H237L236 97L235 96H233L234 98H230V96H229V94L227 93H225L224 91L223 92H221V93H218L217 95H216V97H212V99H210V100H213V102L212 103H216V105H214V107H212L211 109L212 110H214V111H216L217 110V108L218 107H220L221 105H220V102H222V103H224V101L226 100V99H230V101H231V105H232V107H231V114H233V115H238L237 117H238V119H249V120H251L252 118H254V119H257V120H260V121H264V75L261 77V79L260 80H255V81H252L250 84L248 83V85H246L245 84ZM18 88V87H17ZM16 87H14V85L12 84H10L9 85V83L8 84H2V85H0V90L2 91L3 89H6V92L7 93H11V94H13V93H15V94H17V99H18V101H19V103L20 104H18L17 105V107H18V110L20 111V110H22L25 114H26V110H27V108H26V106L25 105H23V100L24 99H22V91H20L19 89H17ZM41 89H42V92H40V93H47V91H45V90H47V88L44 86H42V87H40ZM97 88V87H96ZM142 88V87H141ZM206 88V87H205ZM204 88V89H205ZM237 88V89H238ZM35 89V88H34ZM34 89H31L32 91H33V93L34 94H37V92L38 91H34ZM211 89V88H210ZM39 90V89H38ZM208 89H206V91H207ZM19 91V92H18ZM31 91V92H32ZM238 91H239V89H238ZM236 94H239V93H237L236 91H234ZM32 93V94H33ZM149 93L151 94V95H149ZM204 93H206V92H204V90L203 89H198V91L196 92V93H194L193 95H192V97L194 98V99H196V98H199V97H201L202 95H200V94H204ZM209 93V92H208ZM0 94H2L1 92H0ZM167 94V95H166ZM235 94V95H236ZM257 94V96H259L258 97V101L259 102H257V103H259L260 104V106L258 107V108H260L259 110H256L255 111V108L253 109L252 107H254L253 106V102L256 100H254V101H252L254 98L253 97H257V96H255ZM163 95H165L164 97H163ZM169 95H171L170 93H169ZM169 95L167 96V97H169ZM135 96H137V95H134V97H132V102H131V104H128V106L129 107H127V109L128 110H130V107L133 105L134 106V104L136 103V101L137 100H135L134 98H136ZM172 96V95H171ZM170 96V97H171ZM179 96V95H178ZM188 96H190V95H188ZM211 96V95H210ZM253 96V97H252ZM138 97V96H137ZM177 98V96H174V98ZM191 97V98H192ZM36 98V97H35ZM141 98V97H140ZM148 98H146V99H148ZM173 98V97H172ZM173 98V99H174ZM190 98V99H191ZM252 98V100H251V102H252V104L250 103V99ZM136 99H139V98H136ZM152 99V100H153ZM167 99V98H166ZM180 99H182V101L185 99H183L182 98V96H181V98ZM180 99H179V101H180ZM194 99H192V100H194ZM48 100V99H47ZM117 100L118 99H116L115 97H106V98H102L101 100H100V102H99V104H101V108H102V113H101V115H104L103 114V112H106V114L108 113L107 111H108V109H111L112 107H113V104L114 103H116L117 102ZM135 100V101H134ZM145 100V98H143L142 99V101H144ZM149 100V99H148ZM148 100H147V102H148ZM152 100H149L150 101V106H151V102H152ZM167 100H169V98L167 99ZM171 100V99H170ZM177 99H174V101H176ZM191 100V101H192ZM139 101V100H138ZM137 101V102H138ZM140 101H141V99H140ZM179 101H177V102H179ZM182 101H180V102H182ZM190 101V100H189ZM197 101H199L198 99L196 100V102ZM207 101V100H206ZM135 102V103H134ZM146 102V101H145ZM147 102H146V104H147ZM166 103H167V101H165ZM176 102V103H177ZM180 102L179 103H177V104H179V105H181L180 104ZM184 102V101H183ZM182 102V105H184L182 108H179V109H181L180 110V112L179 113H182L183 115H188V117L189 116H194V113L196 112V110H194L193 108H191L192 106H194V105H191V103H189V102H187L188 104H190V105H188L187 103H186V105H188V106H186L185 105V102L183 103ZM194 101H192V103H193ZM209 102V101H208ZM27 103V102H26ZM80 103V102H79ZM144 103V102H143ZM149 103V102H148ZM165 103V104H166ZM171 103H172V105H173V102H172V100H171ZM176 103L174 104V105H176ZM201 103V102H200ZM204 105H202V104H200V105H202V106H204V107H202V108H199L198 110H197V112L196 113H198L199 115H201V114H203L204 113V115H205V113H206V115H207V111H211V109L209 108V110H208V105H209V103H208V105H206L205 106V104H207V103H205V101L204 102H202ZM211 103V104H212ZM256 103V102H255ZM254 103V104H255ZM257 103H256V105H257ZM248 104H250L248 107H247V105ZM131 105V106H130ZM168 105V104H167ZM170 103H169V106H167V107H170V109L172 108V110L175 112V109H173V107H171L172 106ZM173 105V106H174ZM178 105V106H179ZM198 105L199 104H197V107H198ZM224 105H226V104H224ZM132 106V107H133ZM149 106V105H148ZM149 106V107H150ZM213 106V105H212ZM258 106V105H257ZM131 107V108H132ZM174 107H176V106H174ZM197 107H196V105H195V108L197 109ZM44 108H45V106H44ZM176 108H178V107H176ZM36 109V108H35ZM178 109V110H179ZM32 110V109H31ZM128 110H126V113H128ZM168 110H169V108H168ZM178 110L176 109V111L178 112ZM6 111V110H5ZM14 111V110H13ZM57 111V110H56ZM172 111V112H173ZM193 111V112H192ZM50 112V111H49ZM170 112H171V110H170ZM169 112V113H170ZM176 112V113H177ZM191 112H192V114H191ZM213 111H211L210 112V114H208V116H207V119H205V117L206 116H204L203 118L205 119V120H203V121H206V122H204V123H206V125H208V126H210L208 123H211V126L212 125H215V124H217V123H215L214 122V124H213V117L215 116V113H212ZM219 112V111H218ZM1 113V112H0ZM5 113V112H4ZM4 113H2V115L4 114ZM43 113V112H42ZM54 113V112H53ZM63 113V112H62ZM201 113V114H200ZM41 114V113H40ZM39 114V115H40ZM44 114V113H43ZM109 114V113H108ZM117 114V113H116ZM171 114V113H170ZM173 114V113H172ZM182 114H180V116L182 115ZM1 115V114H0ZM1 115V116H2ZM42 115V114H41ZM53 116H56L55 114H52ZM110 115V114H109ZM118 116H119V114H117ZM173 115H175V113L173 114ZM50 116V115H49ZM62 116V115H61ZM108 116V115H107ZM107 116H104V117H106L107 118ZM112 116V115H111ZM176 117L178 116V114L177 115H175ZM203 116V115H202ZM202 116H199V117H202ZM9 117V116H8ZM12 117V116H11ZM34 117V116H33ZM108 117H110V116H108ZM115 117V116H114ZM120 117V116H119ZM184 118H185V116H183ZM187 117V116H186ZM187 117V118H188ZM198 117V118H199ZM225 117V116H224ZM1 118V117H0ZM6 118V117H5ZM105 118V119H106ZM111 118V117H110ZM107 119V120H111V119ZM116 118V117H115ZM115 118L113 119V120H115ZM160 118V117H159ZM158 118V119H159ZM180 120H181V117H178ZM177 118V119H178ZM187 118H185V119H187ZM193 118H195V117H193ZM217 118V117H216ZM14 118L12 117V119H10V117H9V121L10 120H13ZM18 119V118H17ZM52 119V118H51ZM50 119V120H51ZM118 119V118H117ZM161 119V118H160ZM159 119V120H160ZM166 119V118H165ZM188 119H190V118H188ZM188 119L187 120H185V121H187L188 122V125H189V121H188ZM196 119H197V117H196ZM196 119H195V122H196ZM200 120H201V118H199ZM199 119H197V120H199ZM229 120L228 121H230V123H232L235 127H236V124H238V123H236V122H238V120L237 121H233V117H232V115H231V117H229L228 118ZM1 120V119H0ZM4 120H6V119H4ZM15 120V119H14ZM60 120H62V118L60 119ZM68 116H67V114L64 116V118H63V124H65V125H67L68 126ZM158 120V121H159ZM167 121H168V123H169V120H168V118L166 119ZM176 120V119H175ZM194 121V119H190V121H191V123ZM9 121H8V124H10L9 123ZM35 121V120H34ZM145 121V120H144ZM161 121H165V120H161ZM161 121H159V122H161ZM171 121V120H170ZM178 121V123H180L181 121H179V120H177ZM176 121V122H177ZM184 120H183V122H185ZM218 121V120H217ZM7 122V121H6ZM5 122V123H6ZM12 122V121H11ZM16 122H17V120H16ZM39 122V121H38ZM38 122H36V123H38ZM45 122V121H44ZM47 122V121H46ZM162 122V123H163ZM182 122V123H183ZM195 122L194 123H192V125L193 124H195ZM208 122V123H207ZM219 122V121H218ZM227 122V121H226ZM1 123H3V121H1ZM34 123V126H35V122H33ZM43 123V122H42ZM50 123V122H49ZM167 122L165 123L164 122V124H168ZM173 124L172 125V127L173 126H176V123H175V125H174V123L173 122H170L169 124ZM203 123V122H202ZM229 122H227V124H228ZM229 123V124H230ZM255 123H256V121H255ZM51 124H53L52 122H51ZM58 124V123H57ZM111 124V123H110ZM140 124V123H139ZM147 124H149V123H147ZM164 124H162V125H164ZM181 124V123H180ZM197 125H200L199 124V122L198 123H196ZM226 124V123H225ZM232 124H231V127H232ZM12 125V124H11ZM14 125V124H13ZM38 125V124H37ZM41 125V124H40ZM151 125V124H150ZM155 125H156V123H155ZM162 125H160V126H162ZM191 125V124H190ZM192 125H191V127H192ZM206 125H203V124H201V128L202 129H204V127L206 126ZM4 126V125H3ZM33 126V125H32ZM64 126V125H63ZM154 126V125H153ZM165 126H169V125H165ZM183 126H185V123H184V125ZM186 126H187V123H186ZM185 126V127H186ZM195 126V127H194ZM193 126V128L195 129L196 128V125H194ZM202 126H204V127H202ZM36 127V126H35ZM38 127H39V129H35L36 130V133L38 134V132L37 131H39L40 130V127L41 126H39L38 125ZM65 127V126H64ZM157 127V126H156ZM171 127V128H172ZM191 127L189 126V127H187V128H190V132L192 131L191 130ZM200 127V126H199ZM199 127L197 128V129H199ZM213 127V126H212ZM223 127V126H222ZM234 127V128H235ZM0 128H3L2 126H0ZM31 128V127H30ZM34 128V127H33ZM112 128V127H111ZM146 128V127H145ZM149 128L150 127H148V130H149ZM154 129H155V126L153 127ZM152 128V130H150V131H153V132H148V130L147 131H145V132H148V133H142V134H136V139L138 140V141H140V142H142V143H147V142H149V141H154L155 140V142H156V138L158 139V138H161V136H162V134L164 135V133H165V130H164V132L162 133V134H160V132L158 131V129H156L159 133H155V131H154V129ZM158 128H160L159 126H158ZM162 128H164V126L162 127ZM166 128V127H165ZM169 130L171 129V128H169V127H167ZM166 128V129H167ZM224 128H226V126L224 125ZM223 128V129H224ZM229 128V127H228ZM228 128H226L227 129V133H229V130H228ZM233 128V127H232ZM237 128V127H236ZM235 128V129H236ZM32 129V128H31ZM173 129V128H172ZM185 129V128H184ZM193 129V132H195L196 133V131H197V129L196 130H194ZM205 129H207V127L205 128ZM204 129V130H205ZM211 129H213V128H211ZM222 129V128H221ZM219 130L218 131V133H217V130L215 129L214 131H216V135L214 136V134H213V137H212V139H211V141L208 143V144H206L205 143V141L206 140H202V138L200 137V139L202 140L201 141V147L202 148H204V149H206V150H204L203 149V151H206L205 153H202L203 155H202V157H201V159H200V165L198 166H196V164H197V161L198 160H196V156L198 155H196V156H193L194 155V153L192 152V150L191 149H189V148H187V146L186 145H184L183 144V146L185 147L186 146V148H182V145L180 146V145H178L177 143H176V141L177 140H179L180 138H182V137H178L179 139H174V140H176L175 141V143L177 144H167V145H165V146H167V147H165L164 149H162V148H160V150L162 149V151H160V150H158V154H159V151H160V154L163 152L165 155L166 154H168V157H170V162H168V159H167V162L168 163H166V164H168V166L169 167H167V168H164L163 167V163H161V162H163V161H161L160 160V163H161V165L159 164V162H157L156 160L158 159V156H156L157 155V152H155V151H157V149L156 148H158L159 149V147H157V145H164V142L167 140H165L164 138V142H163V144H159L160 142H162L160 139V142H159V140L157 141V142H159L158 144H156L155 142V144H156V146H154V147H156V148H154V149H156L155 151H154V149L153 148H149V149H147V150H145V151H143L144 149H142V152L139 154V155H136L135 157H137V159L138 160H132V159H134V158H131V157H129L130 159H129V161H128V163L129 164H127V165H130V162H132L133 161V163L135 164L134 165V167H129L128 169H127V172H126V169L124 170V172H120V175H121V177L119 178V180L117 181H115V180H113V179H115L114 177L116 176V175H118V173H117V171H116V173L117 174H115V176L114 175H112V171L110 170V175H112V176H114V177H112V176H110V177H112V180H113V182L112 181H110V183H109V179L108 180H106V181H108V186H105L104 185V183H102L100 186H101V191L98 189V192L100 191V193H102V201H103V204H105V206H107V207H105V208H103V204L101 205L102 207L101 208H103L102 210L104 211V209H107V210H109V212H113V211H116V208H118L119 207V209L121 210L119 213L120 214H118L117 212H113V213H117V214H115V215H120V217L122 216V218H120L119 217V219H118V217H117V219H118V221L120 220V219H123L124 218V220H122L123 222H125V218L128 220V223H130V222H132L131 224H134V225H132V227L134 228V227H136L137 225H136V223H140L141 225L144 223V221L148 218V215H146L147 216V218L145 217V213H148V212H150V209H154L153 210V213L155 212V214L156 215H158L157 213L158 212H160L159 214L160 215H164L165 217H167V220L166 219H164V221L166 220V221H168V220H175V218H178L179 217V215H181V212L183 211V210H187L188 209V206L189 205H193L194 203H191L190 204V201H191V199L193 198H196L195 200H196V202L197 203H199V204H201V206L202 205H205V207H201L200 209L202 210V209H207V212H209L208 214H209V219H208V221H209V223H208V221H205L206 223H204V224H201L200 226H198V229H197V227H195L197 230H196V232L198 233V235L199 236H201V238L203 237V239L205 238L204 236L206 235V232H210V231H214V233L216 234V232L218 231V229H219V226H221V225H226L224 222H227L228 220V223H227V225L225 226V228H224V230L222 231L223 233H224V235H223V237H224V239H225V237H226V239L228 238V239H230L231 241H233V239H235V238H237L238 237V239H236V240H239L240 242L239 243H241V240H240V238L242 237V235L244 236V233L247 231V230H245V229H243L245 226H251V222H252V224H253V222H256L255 224H258L259 222H261L262 220V223H263V227H264V178H263V180H257L258 178H261V173L262 172H260V171H257V170H255V167H254V165L258 162V160H259V155L260 156H264V126H262V128H261V133H255V135H253V134H249V135H253L252 137H251V139H254V138H257L258 139V137L259 136H263V138H262V143L260 142V140L258 141V142H260L261 144H258V143H255V142H253V140L251 141V139L249 140V142L251 141V142H253V143H251L250 142V144L248 145V143L249 142H247V145H248V147L247 148H243V149H246V150H243V151H241L242 150V147L243 146H240L239 148L241 149L240 151H241V153H239V154H236V153H238V151H232V148H235L236 149V147L238 146V144H240V140H239V137H243L244 135H245V131L244 130H241L240 128L239 129H236L235 130V133L232 135V133L231 132H233L232 130L230 131V133H231V135H230V133H229V135L230 136H228V140L227 141H224L223 139H222V135L223 134H221L222 133V131L224 132V130L222 129V130ZM230 129V128H229ZM1 130V129H0ZM4 130H5V127H4ZM121 130H123V128H122V126H121ZM163 130V129H162ZM169 130H167V131H169ZM174 130H175V127H174ZM177 130H179L180 131V129H177ZM203 130V131H204ZM210 130V129H209ZM7 131V130H6ZM31 131V130H30ZM34 131V130H33ZM32 131V133H34L35 134V131L33 132ZM43 131H44V129H43ZM79 131V130H78ZM176 131V130H175ZM189 131V130H188ZM188 131H186V132H188ZM201 131V130H200ZM211 131H213V130H211ZM82 132V131H81ZM84 132V131H83ZM181 132V131H180ZM185 132V133H186ZM190 132H189V134H190ZM193 132H191L192 134H193ZM206 132V131H205ZM207 132H210V131H207ZM205 133V136L208 134V133ZM226 132V131H225ZM6 135H8V131L7 132H4ZM3 133V134H4ZM45 133V132H44ZM48 133V132H47ZM169 133V132H168ZM175 133L176 132H174L173 134H174V136H175ZM183 133V132H182ZM9 134H10V132H9ZM12 134H14V133H11L10 135H12ZM17 134V133H16ZM15 134V135H16ZM23 134V133H22ZM31 134V133H30ZM29 134V135H30ZM52 134V133H51ZM158 134H160L159 135V137H156V135H158ZM167 134V133H166ZM170 134V133H169ZM169 134H167L168 136H169ZM172 134V133H171ZM192 134H190V135H192ZM201 134V133H200ZM211 135H212V132L210 133ZM224 134H226V133H224ZM0 135H1V132H0ZM5 135V137H7ZM14 135V136H15ZM40 135H41V131H40ZM49 135V134H48ZM127 135V134H126ZM185 135V134H184ZM1 136H3V135H1ZM9 136V135H8ZM14 136H11V137H14ZM18 136V135H17ZM31 137H34V136H32V135H30ZM35 136H36V134H35ZM39 136V135H38ZM38 136H36V137H38ZM42 136H43V134H42ZM50 136H52V135H50ZM166 136V135H165ZM173 136V135H172ZM173 136V137H174ZM187 136V135H186ZM186 136H185V138H186ZM210 136V135H209ZM16 137V136H15ZM30 137V138H31ZM47 137V136H46ZM45 137V138H46ZM122 137V136H121ZM124 137H125V135H124ZM129 137V136H128ZM127 137V138H128ZM170 137V136H169ZM189 137H192V136H189ZM193 137H198L197 135L195 136V134H194V136ZM192 137V138H193ZM208 137V136H207ZM211 137V136H210ZM245 137V136H244ZM248 137V136H247ZM3 138V137H2ZM9 138H10V136H9ZM18 138V137H17ZM39 138V137H38ZM38 138L36 139V138H33V139H36V140H38ZM44 138V137H43ZM130 138V140H131V142H134L135 141V139H134V137L132 138V137H129ZM172 138V137H171ZM170 138V139H171ZM188 138V137H187ZM186 138V139H187ZM7 139H8V137H7ZM11 139V138H10ZM32 139V138H31ZM118 139V138H117ZM126 139V138H125ZM169 139V138H168ZM186 139L184 140V139H180V140H184V142L186 141ZM190 139V138H189ZM205 139H206V137H205ZM210 139V138H209ZM242 139V138H241ZM246 139V138H245ZM260 139V138H259ZM41 140H43V139H41ZM256 140V139H255ZM9 142H10V140H8ZM30 141V140H29ZM106 141V140H105ZM117 141V140H116ZM119 141H122V139L120 140L119 139ZM119 141H117V142H119ZM170 141V140H169ZM192 141H194L193 139H192ZM192 141H190V143H192ZM200 141V140H199ZM207 141H209L208 139H207ZM257 141V140H256ZM32 142H34L33 140H32ZM42 142V141H41ZM40 142V143H41ZM137 142V141H136ZM167 142V141H166ZM165 142V143H166ZM174 142V141H173ZM172 142V143H173ZM180 142L181 143H183L182 141H178V143L180 144ZM243 142V141H242ZM25 143V145H26V142H24ZM29 144H31V142H28ZM27 143V144H28ZM78 143V142H77ZM120 143V142H119ZM138 143V142H137ZM186 143V142H185ZM196 143V142H195ZM95 144V143H94ZM149 144V143H148ZM147 144V145H148ZM187 144V143H186ZM242 145L244 144V143H241ZM246 144V143H245ZM50 145V144H49ZM87 145V144H86ZM96 145V144H95ZM129 145H131V144H129ZM133 145V144H132ZM135 145H136V143H135ZM169 145V146H168ZM171 145V146H170ZM188 145V144H187ZM28 146V145H27ZM92 146V145H91ZM100 146V145H99ZM189 146V145H188ZM235 146V147H234ZM246 146V145H245ZM130 147V146H129ZM142 147V146H141ZM200 147V148H201ZM29 148H30V146H29ZM202 148H201V150H202ZM31 149H32V147H31ZM80 149H82V148H80ZM94 149V148H93ZM136 149V148H135ZM193 149V148H192ZM79 150V149H78ZM84 150V149H83ZM82 150V151H83ZM138 150V149H137ZM149 150V151H148ZM155 152H153V151ZM164 150V151H163ZM180 150H183V152H181ZM236 150H238V149H236ZM116 151V150H115ZM135 151V150H134ZM239 151V152H240ZM149 152H151V154H149ZM176 152H178L177 154H176ZM233 152V153H232ZM236 152V153H235ZM76 153V152H75ZM78 153V152H77ZM154 153V155H152ZM198 153H199V151H198ZM236 154V156L235 155H233V154ZM120 154V153H119ZM199 154H201V153H199ZM204 154H205V156H204ZM256 154H259V155H256ZM80 155H82L81 154V152H80ZM112 156V155H111ZM93 157V156H92ZM120 157V156H119ZM122 157V156H121ZM167 157V158H168ZM114 158V157H113ZM115 159H116V157H115ZM122 161H125V159L123 160V157L122 158H120ZM160 159V158H159ZM158 159V160H159ZM114 160V159H113ZM263 160V159H262ZM110 161H111V159H110ZM109 161V162H110ZM122 161H120L121 163H123ZM94 163V162H93ZM133 163H131V165H133ZM165 163V162H164ZM262 163V162H261ZM113 164L115 165V166H117V164H116V162H114L113 163V161H112V164H111V166L113 167ZM125 164V163H124ZM178 164H180V166L181 167H183L184 169L182 170L181 168V170L182 171H180V169H179V167L180 166H178V169H175V166L174 165H178ZM119 166V165H118ZM122 166V165H121ZM173 166H174V168H173ZM262 166V165H261ZM127 167V166H126ZM126 167H124V168H126ZM177 167V166H176ZM187 167H189V169L187 168ZM67 168V167H66ZM132 168H134V169H132ZM137 168V169H136ZM261 168V167H260ZM110 169V168H109ZM178 170V171H177ZM253 170H255L254 172H252ZM260 170V169H259ZM53 171V170H52ZM109 171V170H108ZM129 172L130 173H132V172H138L139 174L140 173H142V175H143V180H136V183H137V181L138 182H140L141 181V187L140 186H138V185H140V184H137V185H134V183L135 182H133V183H131L130 182V185H129V181H131V180H129V178H130V175H129ZM50 173H51V171H50ZM54 173V172H53ZM59 173V172H58ZM103 173V172H102ZM105 173V172H104ZM106 173H107V171H106ZM105 173V174H106ZM191 173H193V175L192 176H189ZM254 173V174H253ZM52 174V173H51ZM109 174V173H108ZM260 174V175H259ZM102 175V174H101ZM119 175V176H120ZM141 175V174H140ZM42 176V175H41ZM45 176V175H44ZM49 175H47V176H45L44 178H47ZM54 176V175H53ZM105 176V175H104ZM106 176H108V175H106ZM118 176V177H119ZM55 177V176H54ZM70 177V176H69ZM77 177V176H76ZM101 177V176H100ZM109 177V176H108ZM107 177V178H108ZM117 177V176H116ZM53 178V177H52ZM102 179H103V177H101ZM102 179H100L99 178V180H102ZM105 179H106V177H105ZM104 179V180H105ZM73 180V179H72ZM103 180V181H104ZM111 180V179H110ZM115 181V182H114ZM52 182H54V180L52 181ZM77 182V181H76ZM119 182H123V184H124V182H125V184H126V182H127V184L125 185H123L122 183H121V185H118V183ZM33 183V182H32ZM47 183V182H46ZM65 183V182H64ZM74 184V183H73ZM76 184V183H75ZM106 185H107V183H105ZM133 184V185H132ZM57 185V184H56ZM59 185V184H58ZM77 185V184H76ZM95 185H97L96 183L93 185V186H95ZM90 186L91 187H93L91 184H90ZM89 186V184H88V186H85V188L83 189V190H80L79 192H76V195H75V197H73L71 200H69L71 203H72V201H74V203H76L75 202V200L76 201H78V199H79V203H80V198H82V199H84V197H86L87 196V198L90 196L89 194H92V195H94L93 193H91L92 192V190L95 188V187H93V188H91ZM100 186H98V187H100ZM122 186V187H121ZM164 186H166L167 188L169 187V189H167L166 191L168 192V194H167V197L166 198H164V196L162 197L160 194V196H158V198H156V200L153 202H151V204H150V206H144L143 207V197L145 196V194L146 193H151V194H153L154 192H155V189L159 192V190H161ZM80 187V186H79ZM97 187V188H98ZM105 187H107V189H104ZM73 188H74V186H73ZM119 188H121V190H119ZM24 190V189H23ZM32 190V189H31ZM95 190L97 191V189L95 188ZM26 191V190H25ZM28 191V190H27ZM146 191H151V192H146ZM154 191V192H153ZM156 191V192H157ZM94 193H95V191H93ZM153 192V193H152ZM165 192V191H164ZM217 192H219L218 193V196H216L215 195V193H217ZM30 194H31V191L29 192ZM34 192H32V194H33ZM36 193V192H35ZM160 193V192H159ZM166 193V192H165ZM164 193V194H165ZM98 194V193H97ZM161 194H163V192L161 193ZM19 195V191H15V192H13L12 193V198H15V197H17ZM89 195V196H88ZM158 195V194H157ZM29 196V195H28ZM58 196V195H57ZM94 196H97L96 195V193H95V195ZM93 196V197H94ZM31 197V196H30ZM30 197H29V199H30ZM44 196H42V198H43ZM91 197V196H90ZM89 197V198H90ZM98 197V196H97ZM33 198V197H32ZM39 198V197H38ZM87 198H85V200L87 199ZM94 198H96V197H94ZM40 199V198H39ZM38 199V200H39ZM91 199V198H90ZM90 199H88L89 201H90ZM97 199V198H96ZM87 200V201H88ZM195 200H194V202H195ZM39 201H41V199L39 200ZM94 201L96 202V200L94 199ZM94 201H93V203H94ZM38 202V201H37ZM44 202V201H43ZM66 202H68V201H66ZM65 202V203H66ZM191 202H193V201H191ZM47 203V202H46ZM62 202H60V204H61ZM83 203H84V201H83ZM85 203H87L86 201H85ZM92 203V202H91ZM63 204H64V202H63ZM62 204V205H63ZM67 204H69L70 205V203L68 202ZM78 204V203H77ZM81 204H82V201H81ZM100 204V203H99ZM22 205H23V203H22ZM43 205H47V204H43ZM43 205H41V206H43ZM50 205H51V203H50ZM55 205H57V204H55ZM54 205V207H56ZM66 205V204H65ZM65 205H63V206H65ZM68 205V207H70ZM73 205H76V204H72V206ZM87 204H85V206H86ZM88 205L90 206L91 204H90V202L88 203ZM82 206H84V205H82ZM82 206H81V208H82ZM93 206H94V204H93ZM96 207L98 206L97 205V203H96V205H95ZM95 206H94V208H95ZM46 207V206H45ZM49 207V206H48ZM47 207V208H48ZM53 206H51V207H49V208H52ZM66 208H67V206H65ZM65 207H61L62 209L64 208L65 209ZM74 207V206H73ZM73 207H71V209L73 208ZM79 207V206H78ZM100 207V206H99ZM191 206H189V208H190ZM198 207V206H197ZM60 208V207H59ZM58 208V209H59ZM76 208V207H75ZM80 208V207H79ZM80 208V209H81ZM84 208V207H83ZM94 208H93V210H94ZM146 208V210H148L147 212H145L144 213V209ZM196 208V207H195ZM242 208H246L247 209V211H240L239 209H242ZM33 209L35 210L36 208H34L33 207ZM33 209H31V211H33ZM43 209H44V207H43ZM43 209H41V210H43ZM46 209V208H45ZM45 209L43 210V211H45ZM53 209V208H52ZM55 209V208H54ZM57 209V208H56ZM87 209V208H86ZM89 209H90V207H89ZM39 209L37 208V212H39L38 211ZM60 210V209H59ZM58 210V211H59ZM66 210V209H65ZM64 210V211H65ZM77 210V209H76ZM84 210H85V208H84ZM98 209H96V210H94V211H97ZM239 210V211H238ZM67 211H70V209H67L66 210V212H64L63 214H65V213H67ZM75 210L74 209H72V211L71 212H74ZM79 211V210H78ZM75 212V214H79V215H81V211H80V213L79 212ZM83 211V210H82ZM85 211H89V210H85ZM85 211H83V213H85ZM93 211V212H94ZM99 211V210H98ZM106 211V210H105ZM105 211L103 212V214H105V216H106V213H105ZM117 211H119V210H117ZM142 211H143V213H142ZM13 212V211H12ZM29 212V211H28ZM27 212V213H28ZM46 212V211H45ZM45 212H42V214L43 213H45ZM55 212H57V210H55ZM62 212V211H61ZM60 212V213H61ZM71 212H68V213H71ZM92 212V211H91ZM91 212L89 213L90 215H91ZM92 212V213H93ZM108 212V211H107ZM108 212V213H109ZM111 212V214H113ZM151 212H152V210H151ZM237 212V213H236ZM238 212H241V215H239L238 214ZM22 214V213H25L24 212V210H19V211H17V212H15V215L17 216L18 214ZM27 213H25V215L27 216ZM31 213V212H30ZM33 213V212H32ZM40 214H41V212H39ZM38 213V214H39ZM47 214L48 213H51L50 211L49 212H46ZM88 213V212H87ZM86 213V214H87ZM107 213V214H108ZM140 213L142 214V215H140ZM152 213V217H153V215H155V214H153ZM162 213V214H161ZM200 213V212H199ZM36 214V213H35ZM35 214H33V215H35ZM37 214V215H38ZM47 214H44V215H47ZM56 214V213H55ZM73 215H74V213H72ZM85 214V215H86ZM100 214H102L101 212H100ZM144 214V215H143ZM14 215V216H15ZM30 214L28 213V217H27V219H30L31 217L29 216ZM44 215H40L41 217H43ZM50 215V214H49ZM53 215H54V213H53ZM52 215V216H53ZM65 215H70V214H65ZM78 215V216H79ZM89 215V216H90ZM95 217H97L98 215H97V213L95 212ZM114 215V214H113ZM112 215V216H113ZM159 215V216H160ZM223 215H226V217H227V219L228 220H226V221H224L223 223L224 224H221L220 225V223L222 222V219H224L223 218ZM14 216L11 218L12 220H13V218H14ZM31 216H32V214H31ZM39 216V217H40ZM48 216V215H47ZM51 216V215H50ZM52 216H51V218H52ZM60 216H62V217H64V215H60ZM71 216V215H70ZM78 216H76V217H78ZM86 216H88V215H86ZM85 216V217H86ZM92 216V215H91ZM101 216V215H100ZM100 216L99 217H97L98 218V220L99 219H102V218H100ZM108 216V215H107ZM107 216H106V220L108 219L107 218ZM109 216H110V214H109ZM108 216V217H109ZM145 217V219H144V217ZM150 216V215H149ZM20 217H21V219L20 218H18V216H17V218L18 219H20L21 221H25V220H23V218H22V215H20ZM33 217V216H32ZM38 217V218H39ZM41 217H40V219H41ZM46 217V216H45ZM56 217H57V215H56ZM66 217V216H65ZM72 217V216H71ZM81 217H84V215L82 216L81 215ZM93 217V216H92ZM102 217V216H101ZM111 217V216H110ZM115 217V218H116ZM181 217V216H180ZM34 218H36L37 219V216L35 215L34 216ZM51 218H49V219H51ZM53 218H54V216H53ZM61 218V217H60ZM69 218V217H68ZM67 218V220H69ZM113 218V217H112ZM150 218V217H149ZM164 217H162V216H160V219L162 220ZM183 218V217H182ZM206 218V217H205ZM222 218V219H221ZM17 219V220H18ZM35 219V220H36ZM45 218H42V220H44ZM65 220H66V218H64ZM71 220H73V218H70ZM74 219H75V216H74ZM81 219H83V218H81ZM86 219V218H85ZM92 219H94V218H92ZM110 220L107 222H105L104 220H105V218L103 219V221H101V220H99V222H102L103 224L102 225H104V223H107V224H105L106 226H108V225H110V224H108L109 222H112L111 221V218H109ZM117 219H114V221H113V225H114V222H116V220ZM142 219H144V220H142ZM152 219V218H151ZM155 219V220H154ZM154 219L152 220V223H153V221H155L156 222V220H157V218H155V216H154ZM159 219V218H158ZM160 219H159V221H160ZM14 220L16 221V219L14 218ZM20 220H18V221H20ZM31 220V222L28 220V221H26L27 223L28 222H30V223H33V221H32V219H30ZM38 220V219H37ZM36 220V221H37ZM46 220V219H45ZM52 220V219H51ZM59 220L60 219H58L57 218V220H56V218H55V221H58L59 222ZM66 220V221H67ZM71 220H69L70 222H72ZM78 220V219H77ZM88 220V219H87ZM97 220V221H98ZM140 220H141V222H140ZM150 220V219H149ZM149 220H147L146 222H148ZM201 220V219H200ZM207 220V219H206ZM225 220V219H224ZM20 221V222H21ZM40 220H38V222H39ZM47 221L49 222V220L47 219ZM47 221H45L46 223H47ZM54 220H52V222H53ZM61 221H63L62 219H61ZM84 221V220H83ZM90 220H88V222H89ZM94 221H96V219L94 220ZM121 221V220H120ZM121 221V222H122ZM130 221V222H129ZM143 221V222H142ZM163 221V220H162ZM193 221V220H192ZM10 222V221H9ZM35 222V221H34ZM37 222V223H38ZM42 222H44V221H42ZM42 222H41V225H43V226H45V224L43 223L42 224ZM51 222V223H52ZM75 222H76V219H75ZM81 222V221H80ZM87 221L86 222H84V225H85V223H88ZM91 222V221H90ZM93 222V221H92ZM151 222V221H150ZM173 222V221H172ZM202 222V221H201ZM204 222V221H203ZM7 223V222H6ZM14 223V222H13ZM16 223V222H15ZM40 223V222H39ZM57 223V222H56ZM64 223V222H63ZM63 223H58L57 224V228H52V229H54L55 231V238H56V236H58V235H56L57 233H56V231L60 228V226H62V225H64ZM67 224H68V221L66 222ZM65 223V225H67ZM73 223H74V221H73ZM82 223V222H81ZM95 222H93V224H94ZM118 222H116V224H117ZM126 223H127V221H126ZM126 223H123V224H125L126 225ZM127 223V226L130 228V224H128ZM149 223V222H148ZM157 223H159L158 222V220H157ZM157 223H155L156 225H157ZM160 223H161V221H160ZM159 223V224H160ZM165 222H163V224H164ZM169 223V222H168ZM1 224V223H0ZM9 224V223H8ZM21 224V223H20ZM22 224H24V223H22ZM70 224V223H69ZM75 224V223H74ZM97 224H98V226H97ZM122 224V223H121ZM145 224H147V223H145ZM151 223H149V225H150ZM155 224H151V225H155ZM159 224L157 225V226H159ZM248 224V225H247ZM27 225V224H26ZM34 225V224H33ZM41 225H40V227H41ZM81 225V224H80ZM80 225H77V226H80ZM84 225H81L82 226V229H84L83 227H84ZM87 225V224H86ZM89 225V226H88ZM87 225V227L89 228L90 227V225H91V227H92V224H88ZM102 225L100 224V226L102 227ZM112 225V224H111ZM109 226V227H106V226H104V227H106L107 229H112L113 228V226ZM119 225V224H118ZM136 225V226H135ZM148 225V226H149ZM195 225V224H194ZM254 225V224H253ZM253 225L251 226V227H253ZM4 226H5V224H4ZM8 226V225H7ZM27 226H29V225H27ZM31 227H32V224L30 225ZM36 226V225H35ZM34 226V227H35ZM38 226V225H37ZM46 226H47V224H46ZM49 226V225H48ZM47 226V227H48ZM50 226H51V224H50ZM50 226L48 227L49 229H50ZM96 226H97V228H96V230L98 229V228H100L99 227V223L97 222L96 223ZM115 226V225H114ZM122 226V225H121ZM126 226V227H127ZM139 226V225H138ZM147 226V225H146ZM147 226V227H148ZM160 226H161V224H160ZM163 226V225H162ZM161 226V227H162ZM15 227V226H14ZM30 227V228H31ZM86 227V229L87 230H90V229H88ZM90 227V228H91ZM118 227V226H117ZM120 227V226H119ZM125 227V226H124ZM131 227V228H132ZM154 227V226H153ZM153 227H151L152 229H153V237H154V234H155V230H157V227H156V229L154 230V228ZM250 227V228H251ZM39 228V227H38ZM42 229H44L43 227H41ZM74 228L76 229V227L74 226ZM92 228H94V227H92ZM91 228V229H92ZM106 228H104V229H106ZM120 228H123V226L122 227H120ZM129 228H127V229H129ZM143 228H144V226H143ZM159 229H160V227H158ZM223 228V227H222ZM222 228H220V230L222 229ZM245 228H247V227H245ZM257 228V227H256ZM10 229V228H9ZM18 229V228H17ZM22 229V228H21ZM40 229V228H39ZM52 229H50V230H52ZM63 229L64 228H62V232H64L63 231ZM85 229V230H86ZM104 229H102V230H104ZM106 229V230H107ZM110 229V230H111ZM116 229V227L115 228H113L112 229V231L113 230H115ZM124 229H126V228H124ZM140 230H141V228H139ZM147 231H148V228H145ZM163 229V228H162ZM162 229H160V231H157V232H161L162 234L164 233L163 231H165V230H162ZM242 229H243V231H245L243 234H241V232H243L242 231ZM248 229V228H247ZM252 229V228H251ZM259 229H261V231L263 230L264 231V228H259ZM6 230H7V228H6ZM5 229H4V231L5 232H7ZM29 230H31V229H29ZM41 230V229H40ZM65 230V229H64ZM79 230V229H78ZM78 230H76V231H78ZM84 230V231H85ZM101 230V229H100ZM117 230H121V229H117ZM116 230V231H117ZM130 231V234H131V232H133L135 229H133V231H131V229H129ZM162 230V231H161ZM193 230V229H192ZM206 230H208V231H206ZM217 230V231H216ZM250 230V229H249ZM4 231H3V233H4ZM12 231H13V227H12ZM15 231V230H14ZM17 231V230H16ZM28 231V230H27ZM60 231H61V229H60ZM60 231H57L58 233L60 232ZM81 231V230H80ZM83 231V232H84ZM93 231V233L95 232V230H92ZM92 231H90V233H91V235H92ZM98 231V230H97ZM123 231V230H122ZM122 231L120 232L121 234H122ZM136 231V230H135ZM145 231V230H144ZM152 231V230H151ZM167 231H169V230H167ZM216 231V232H215ZM22 232V231H21ZM33 232V231H32ZM32 232H30V233H32ZM38 232V231H37ZM53 232V231H52ZM51 232V233H52ZM62 232H60V234L62 233ZM66 232V231H65ZM74 231L72 230V233H73ZM82 232V233H83ZM124 233H128L127 231H123ZM140 232H142V231H140ZM149 232V231H148ZM192 232H194V230L192 231ZM192 232H191V230H190V235L192 234ZM212 232H211V235H212ZM221 234H222V232L221 231H219ZM13 233V232H12ZM28 233H29V231H28ZM86 233H89L88 231H86ZM114 234H115V232H113ZM118 233H119V231H118ZM134 233V232H133ZM133 233H132V235H133ZM136 233V232H135ZM134 233V235H137V234H135ZM144 233V232H143ZM152 233V232H151ZM184 233V232H183ZM182 233V234H183ZM196 233V234H197ZM248 233V232H247ZM8 234V233H7ZM7 234H6V236H7ZM35 234V233H34ZM54 234V233H53ZM59 234V235H60ZM64 235H66V233H63ZM70 234V233H69ZM68 234V235H69ZM73 234H76V233H73ZM72 234V235H73ZM79 234H81L80 232H79ZM103 234V233H102ZM117 234V233H116ZM146 234V232L144 233V235ZM150 234V233H149ZM149 234H147V235H149ZM164 234H166L167 235V233H164ZM171 234V233H170ZM170 234H168V235H170ZM178 234H180V236L178 237H176V235H178ZM187 234V233H186ZM189 234V233H188ZM195 234V233H194ZM208 234V233H207ZM215 234H213V235H215ZM226 234V235H225ZM260 234V233H259ZM1 235H3L2 234V232H1ZM9 236L11 235L10 233L8 234ZM52 235V234H51ZM68 235H66L65 236V238L63 239V240H61V239H57V240H61V242L59 243V244H57V247H49L48 249L46 248V251H41V252H43V253H47V252H49V251H53L54 253L56 252L57 253V249L59 250L60 248L62 249L63 247L62 246H64V245H62V244H64L65 242L66 243H71V247H72V245H73V248H74V246H76V245H74L73 243H75V244H77L76 242H68L69 240L67 239V238H69V239H71V241H72V239H73V241H74V239L77 237V236H75V237H73L72 235V237L73 238H70ZM84 235H86V234H84ZM117 235H120V234H117ZM123 235V234H122ZM121 235V236H122ZM126 234H124V236H125ZM133 235V236H134ZM159 234H157V236H158ZM166 235H164V236H166ZM167 235V236H168ZM189 235V236H190ZM210 235V234H209ZM212 235V236H213ZM5 236V237H6ZM20 236H22V235H20ZM81 236V235H80ZM83 236V235H82ZM88 236V235H87ZM87 236H85L86 238H87ZM90 236V235H89ZM88 236V237H89ZM94 236H95V234H94ZM94 236H92L91 238L92 239H94ZM97 236V235H96ZM111 237H112V235H110ZM128 237H129V235H127ZM140 236V235H139ZM150 236H152L151 234H150ZM162 235H160V237L159 238H161V240H162V237H161ZM172 236V235H171ZM174 236V235H173ZM185 236H187V235H181V233H176L175 234V239L173 238V243L172 242H170V243H172V246L174 245V247L178 244V246H176V248H174L173 247V249H176V250H178L179 248V246L181 245L180 243H183V241L185 240H187L188 238L187 237H185ZM199 236H198V240H200V244H201V239L199 238ZM207 237H208V235H206ZM227 236H229V237H227ZM241 236V237H240ZM14 237V236H13ZM52 237H54V236H52ZM51 237V238H52ZM58 237H61V236H58ZM64 237V236H63ZM84 237V236H83ZM114 237V236H113ZM115 237H116V235H115ZM114 237V238H115ZM120 236H118V238H119ZM128 237L126 238L125 237V239H128ZM131 237V236H130ZM147 237V236H146ZM146 237H145V239H146ZM190 237H192V236H190ZM194 237V236H193ZM207 237H206V239H207ZM210 237V236H209ZM240 237V238H239ZM264 237V236H263ZM8 239H9V237H7ZM51 238L49 239V240H51ZM78 238V242L79 241H81V240H79V236L77 237ZM85 238V239H86ZM123 238V237H122ZM148 238H149V236H148ZM152 238V237H151ZM156 238V237H155ZM196 238V237H195ZM211 238V237H210ZM209 238V239H210ZM214 238V237H213ZM220 238H222V237H220ZM4 239V238H3ZM7 239V240H8ZM80 239H82V237H80ZM84 239V238H83ZM103 239H105V238H101V240H102V242H103ZM108 239V238H107ZM117 239V238H116ZM115 239V240H116ZM125 239H123V240H125ZM140 239V238H139ZM139 239H138V243H137V241H136V243L135 244H137L138 246H140V245H142V244H140L139 243ZM152 239H154V238H152ZM169 239V238H168ZM193 239V238H192ZM205 239V240H206ZM208 239V240H209ZM223 239V238H222ZM221 239V240H222ZM223 239V240H224ZM227 239V240H228ZM6 240V239H5ZM52 240H54V238L52 239ZM51 240V242H53V244H54V242H56L55 240L54 241H52ZM68 240V241H67ZM77 239H75V241H76ZM89 240V238L87 239V240H85L86 242ZM96 240H99V239H96ZM110 240V239H109ZM114 240V241H115ZM119 240H120V238H119ZM122 240V239H121ZM141 240V239H140ZM148 240V239H147ZM155 240V239H154ZM153 240V241H154ZM167 240V239H166ZM170 240V239H169ZM222 240V241H223ZM235 240V241H236ZM262 241L260 242L259 240V242H260V244L262 243L263 244V240L264 239H261ZM11 241V240H10ZM22 241H23V239H22ZM83 241V240H82ZM91 241V240H90ZM89 241V242H90ZM107 241V240H106ZM113 240L111 241V242H114ZM127 241V240H126ZM142 241V240H141ZM144 241V240H143ZM150 241V240H149ZM152 240H151V242H153ZM162 241H165V239H163ZM161 241V242H162ZM188 241V240H187ZM190 241V240H189ZM189 241H188V243H189ZM196 241V240H195ZM232 242V243H235V244H238V242L236 243V242ZM8 242V241H7ZM51 242H50V244H51ZM84 242V241H83ZM86 242H85V245H86ZM118 243L120 242V243H122L121 241H117ZM116 241H115V243H117ZM128 242H129V239H128ZM150 242V243H151ZM161 242L160 243H158V241L156 242V243H158L159 245L161 244ZM191 242V241H190ZM192 242H193V240H192ZM192 242H191V244H192ZM203 242H204V240H203ZM207 242V241H206ZM224 242H225V240H224ZM228 244H226L227 246H226V248H225V250H223L224 252L226 251L227 253H228V255H229V253H231V250L230 249H234L235 248V246H233V244L232 243H230L229 241H226ZM256 242V241H255ZM4 243H5V241H4ZM9 243H11V242H9ZM24 243H25V241H24ZM41 243H42V241H41ZM79 243H82V242H79ZM78 243V245H80L81 246V248L82 249H84L83 247H82V245H84L83 243H82V245L81 244H79ZM88 243V242H87ZM118 243H117V245H118ZM144 243H145V241H144ZM163 243V242H162ZM166 243H169L168 242V240L166 241ZM187 243V242H186ZM193 243H195V245H196V247L194 248L196 251H197V245L198 246H200L199 245V243L198 244H196V242H193ZM43 244V243H42ZM56 244V243H55ZM68 244H67V247H68ZM91 244H92V246L94 245L92 242H91ZM91 244H87V246L88 245H91ZM109 244V243H108ZM126 244V242L124 243V245H123V247H121V249L122 248H125V246L127 247V245L128 244H130V243H128L127 245H125ZM132 244V243H131ZM131 244H130V246H131ZM134 244V243H133ZM134 244V245H135ZM145 244H147V243H145ZM157 244V246H159ZM180 244V245H179ZM184 244H185V242H184ZM191 244H190V246H191ZM234 244V245H235ZM247 244V243H246ZM5 245V244H4ZM3 245V246H4ZM27 245V244H26ZM44 245V244H43ZM42 245V246H43ZM46 245V244H45ZM84 245V247L86 248L87 246H85ZM115 245V244H114ZM122 245V244H121ZM120 245V246H121ZM162 245V244H161ZM167 245V244H166ZM208 245V244H207ZM239 245V250H240V253H241V250H242V252H244L243 251V249H247V248H243L242 249V247L240 248V244H238ZM244 245V244H243ZM2 246V247H3ZM10 246V245H9ZM53 246V245H52ZM100 246V245H99ZM102 246V245H101ZM101 246L99 247V249L101 250L102 248H101ZM109 246V245H108ZM129 246V245H128ZM147 246V245H146ZM145 246V247H146ZM163 246H165V243H164V245ZM168 246H169V244H168ZM167 246V247H168ZM171 246V245H170ZM202 246H204V245H202ZM213 246V245H212ZM221 245H216V247H218V248H221L220 247ZM252 246V245H251ZM256 246V245H255ZM261 246H263V245H261ZM1 247V248H2ZM40 247V246H39ZM47 247V246H46ZM76 247H78L79 249H80V247L79 246H76ZM91 247V246H90ZM94 247V246H93ZM92 247V248H93ZM97 247V250H99L98 249V245L96 246ZM103 247V246H102ZM111 247H113V245H111ZM131 247H133V246H131ZM144 247V244H143V246L141 247V248H143ZM144 247V248H145ZM149 247V246H148ZM147 247V248H148ZM153 247V246H152ZM160 247V246H159ZM158 247V250H157V248L156 247H153V248H155L157 251H159V253H160V250L163 248V253H164V249H166V247L164 248V247H162L161 249ZM183 247H185V246H183ZM186 247H188V250H186V252H184V251H181L182 252V254H180V252H179V254H176V251L175 252H172V251H174L173 249H172V251H170V253H168V254H171V252H172V254H171V256H170V258L168 259V258H166V260H164L165 261V263H168V264H187V262L188 261H191V260H187V258H185V256H187V257H189V256H191V253L189 254V252L191 251H189V245L187 244V246ZM208 247H210L211 248V245L209 246L208 245ZM208 247H205V249L206 248H208ZM224 247V246H223ZM232 247H234V248H232ZM245 247V246H244ZM253 247V246H252ZM259 247V246H258ZM22 248V247H21ZM37 248H38V245H37ZM41 248V247H40ZM39 248V249H40ZM44 249L43 250H45V246L43 247ZM65 252H67L66 251V245H65ZM69 248H70V246H69ZM88 248H89V246H88ZM95 248V247H94ZM94 248L92 249V250H94ZM104 248H106V247H104ZM108 248V247H107ZM109 248H110V246H109ZM114 248V247H113ZM116 248V250H117V246L115 247ZM118 248H119V246H118ZM130 247H128V249H129ZM134 248V247H133ZM135 248H137L136 246H135ZM150 248V247H149ZM172 248V247H171ZM171 248L170 247H168L167 249H168V251H169V249L171 250ZM199 248H200V252H203L204 253V251H202V249H203V247L201 248V246L200 247H198V252H199ZM214 246H213V248H212V250L213 251H215L216 249H218V248H215V250H214ZM237 248V249H238ZM251 248V247H250ZM29 249V248H28ZM60 249V250H61ZM120 249V248H119ZM118 249V250H119ZM120 249V250H121ZM127 249V250H128ZM131 249V248H130ZM150 249H152V248H150ZM149 249V250H150ZM166 249V250H167ZM194 249H192L193 251H195ZM222 249H224V248H222ZM221 249V250H222ZM253 249H257V247L256 248H254L253 247ZM264 249V248H263ZM2 250H3V248H2ZM6 250V249H5ZM25 250V249H24ZM41 250V249H40ZM39 250V251H40ZM64 250V249H63ZM67 250H70V249H67ZM74 250H77V248L75 249L74 248ZM73 250V251H74ZM96 250V248H95V250L94 251H97ZM106 250V249H105ZM114 250L115 252H112V251ZM116 250L115 249H111L110 248V250H108V251H106V254H104V252H102L103 254H104V256H103V254L102 253H100L103 257H104V259H102V260H104L105 261V258H106V260L107 261H109L110 263H108V264H142L143 263V260H144V258L143 257H145V256H143L142 254H140V252H138V251H140V249L139 248H137V252H138V254H140V255H142V256H140L141 257V259L143 258V260H142V263H141V261H139L140 259L139 258H137L138 256L136 255H131V253H130V255L134 258V256H135V258H137V259H135V260H137L136 262L135 261H131L130 262V259L128 260V258H127V260H125L124 259V257L126 256H129L128 254V252H127V254H125L124 252H123V250H121L124 254H125V256L124 257H122L123 255H121L122 253H121V251H119V253H121V254H118L117 252H116ZM126 250V251H127ZM148 249H145V250H143L144 252L146 251V252H148L149 253V250L147 251ZM166 250H165V252H166ZM183 250H184V248H183ZM207 250V249H206ZM205 250V251H206ZM219 250L220 249H218V252H219ZM221 250H220V253H221ZM229 250H230V252H229ZM236 250V249H235ZM235 250L233 251L232 250V252H235ZM250 250V249H249ZM248 250V251H249ZM72 251V250H71ZM73 251L71 252V253H73ZM86 251H87V248H86ZM91 251V250H90ZM102 251V250H101ZM131 251H135V250H130L129 252H131ZM150 251H152V250H150ZM156 251V252H157ZM167 251V252H168ZM210 252V250H207V252ZM212 251V252H213ZM237 252H238V250H236ZM247 251V252H248ZM253 250H252V248H251V251H249V254L248 255H251V253L250 252H252ZM258 251V250H257ZM261 251V250H260ZM263 251V250H262ZM26 252V251H25ZM64 252V251H63ZM81 252V251H80ZM83 252H85V251H83ZM88 252H89V250H88ZM88 252L86 253H83V254H85V258H86V254H88ZM133 252H132V254H133ZM136 252V253H137ZM144 252H142V249H141V253H144ZM144 253V255H146V256H148V253ZM153 252H155V250L153 251ZM161 252V253H162ZM217 252V250L215 251V253ZM223 252V253H224ZM225 252V253H226ZM254 252H255V250H254ZM18 253H20V252H18ZM18 253H16V254H18ZM26 253H28V252H26ZM40 253V252H39ZM70 253V252H69ZM75 253V252H74ZM78 253H79V251H78ZM115 253L117 254V255H115ZM135 253V252H134ZM158 253V254H159ZM160 253V254H161ZM185 253V254H184ZM196 252H193V254H195ZM211 253V252H210ZM215 253L213 254V256L215 255ZM222 253V254H223ZM15 254V255H16ZM20 254H22V253H20ZM57 254H59V251H58V253ZM57 254H55V255H57ZM63 254V253H62ZM64 254H66V253H64ZM81 254V253H80ZM82 254V255H83ZM99 254V253H98ZM152 254V252L151 253H149V255H151ZM156 254V253H155ZM192 254V255H193ZM207 254V253H206ZM212 254V253H211ZM211 254H209V255H211ZM217 254V253H216ZM232 254V253H231ZM230 254V255H231ZM243 254V256L241 255V257H243V259L245 258V256H244V253H242ZM247 253H246V251H245V255H246ZM253 254V253H252ZM1 255V254H0ZM22 255H24V253L22 254ZM52 255V254H51ZM54 255V258L56 257ZM60 255H61V253H60ZM67 255V254H66ZM74 255H76V254H74ZM153 255L154 254H152L151 256H152V258H153ZM157 255V254H156ZM156 255H154L155 256V258H156V260H158V258H161L159 255H157V257H156ZM189 255V256H188ZM220 255V254H219ZM227 254H224V258H226V259H228L229 257H226V256H228ZM235 257H236V255H239V252L237 253V254H233ZM248 255H246V256H248ZM254 255V254H253ZM14 256V255H13ZM41 256V255H40ZM65 256V255H64ZM81 256V255H80ZM79 256V254H78V257H80ZM96 256V255H95ZM98 256V255H97ZM100 256V255H99ZM99 256H98V258H99ZM102 256H100V257H102ZM150 256V257H151ZM212 256V255H211ZM17 256H15V258H16ZM58 257V256H57ZM60 257V259H61V256H59ZM77 257V256H76ZM75 256L74 257H71L72 259H74V258H76ZM77 257V258H78ZM82 257V256H81ZM194 257V256H193ZM205 257V255L202 257V255H201V257L199 256V258L201 259V258H204ZM223 257V256H222ZM221 257V258H222ZM3 259H5L6 257H2ZM8 258V257H7ZM21 258V257H20ZM20 258H18V259H20ZM22 258H24V256H22ZM35 258V257H34ZM52 258V257H51ZM63 258V257H62ZM69 258H70V256L68 257V260H69ZM71 258H70V261L69 262H71V261H73V260H71ZM84 258V257H83ZM83 258H82V260H83ZM95 259H96V257H94ZM97 258V260L96 261H98L99 259ZM149 257H147V260H150V258L148 259ZM191 258H192V256H191ZM206 258V257H205ZM220 258V259H221ZM231 258V257H230ZM229 258V259H230ZM237 258V261L238 262H232V261H234L233 259V257H232V259H230V260H232V261H230L229 260V262L231 263L232 262V264H243V262L242 263H239V259H238V257H236ZM240 258V257H239ZM248 258V257H247ZM250 258V257H249ZM251 258H254V257H252L251 256ZM250 258V259H251ZM12 260V258H9V260ZM17 258H16V260H18ZM47 259V258H46ZM45 259V260H46ZM59 258H57V260H60ZM65 259V258H64ZM87 259H89L88 257H87ZM91 260L93 259V258H90ZM132 259V258H131ZM195 258H193V260H194ZM198 259V258H197ZM207 259H209V257H208V255H207ZM220 259H219V261H220ZM240 259H242V258H240ZM259 259V258H258ZM8 260V261H9ZM15 259H14V262L16 261ZM47 260H49V259H47ZM63 260V259H62ZM66 260V259H65ZM65 260H64V262H65ZM67 260V261H68ZM80 260H81V258H78V260L77 259H75L74 260V262L75 261H79L80 262ZM86 260V259H85ZM94 260V259H93ZM133 260V259H132ZM152 261H154L153 259H151ZM192 260V261H193ZM196 260V259H195ZM249 259H247L246 261H248ZM13 261V260H12ZM11 261V262H12ZM23 261V263H24V260L23 259H21V262ZM52 261V260H51ZM61 261V260H60ZM59 261V262H60ZM88 262H89V260H87ZM87 261H82L81 263H79V264H83L84 262H86V264H94V262L92 261V262H89V263H87ZM95 261V260H94ZM101 261V260H100ZM103 261V262H104ZM107 261H105L104 262V264H107L106 262ZM146 260H144V262H145ZM191 261V262H192ZM200 261H203V260H200ZM199 261V263L200 264H202L201 262ZM236 261V260H235ZM245 261V262H246ZM250 261V260H249ZM255 261V260H254ZM0 262H1V259H0ZM7 261H5L4 263H6ZM10 262V261H9ZM10 262V263H11ZM13 262V263H14ZM20 262V263H21ZM50 262V261H49ZM58 262V263H59ZM102 262V261H101ZM100 262V263H101ZM135 262V263H134ZM148 262V261H147ZM156 262V261H155ZM158 262H159V260H158ZM158 262H156L157 264H158ZM207 262H208V260H207ZM217 262V261H216ZM221 262V261H220ZM228 262V263H229ZM251 262H252V260H251ZM3 263V262H2ZM2 263H0V264H2ZM3 263V264H4ZM8 263V262H7ZM20 263H17V261H16V263L15 264H20ZM38 263V262H37ZM61 263V262H60ZM149 263L151 264L152 262L151 261H149ZM154 263V262H153ZM196 263H197V261H196ZM204 263H206V260H205V262ZM208 263H210V262H208ZM225 263V262H224ZM223 262L221 263V264H224ZM229 263V264H230ZM247 263V262H246ZM9 264V263H8ZM22 264V263H21ZM25 264V263H24ZM51 264H52V262H51ZM62 264H63V261H62ZM65 264V263H64ZM85 264V263H84ZM96 264H98V263H96ZM102 264V263H101ZM148 264V263H147ZM161 264V263H160ZM188 264H192V263H188ZM198 264V263H197ZM217 264H219V263H217ZM245 264V263H244ZM248 264V263H247ZM250 264V263H249ZM253 264V263H252Z\"/></svg>", "mask_w": 264, "mask_h": 264}]
</instances>
